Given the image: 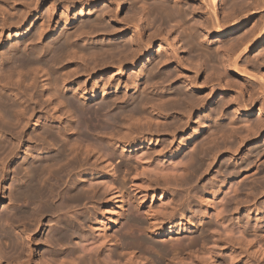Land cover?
Segmentation results:
<instances>
[{"label":"bare ground","instance_id":"1","mask_svg":"<svg viewBox=\"0 0 264 264\" xmlns=\"http://www.w3.org/2000/svg\"><path fill=\"white\" fill-rule=\"evenodd\" d=\"M4 1V0H3ZM7 1V0H6ZM12 1V0H11ZM14 1V0H13ZM13 1H12V3H13ZM19 1V4H20V8H21V12L19 11L18 12V14L17 15H19L20 13V16L17 18L16 17V19H18V21H12L11 22V24H8L9 22H7V24H8V28L9 29H11L12 27H14V26H16L15 24H14V22L15 23H21L20 21H22L23 20V22L21 23V25L19 24H17L18 26H20L19 28L20 29H23V28H25L24 26H26V24H28V23H26L27 21H28V19H29V17L32 15V14H34V12L36 13V14H39V9H40V7L41 6H46V4H47V8H46V12L47 13H45L46 15H47V17L45 18V20H46V22H44V21H42L41 19H40V26L41 27H39V32L37 31L36 32V34H32V31L29 33L30 35H29V37L26 39V43L28 42V44H25L24 45V43H23V45H24V49L25 50H27L26 51V53L28 52V54H23V53H21L20 52V50H18V48H17V54L15 55L14 53H12V54H14V56L13 55H8V56H5L4 55V53H5V51L4 52H1L0 53V55H1V60H0V62H2L3 61V59H4V62L6 61L7 63H17L18 64V66L16 65V63L14 64V65H9L10 66V68H12L13 66L15 67V65H16V67L17 68H20V70L21 69H23L24 68V66H22V65H25L26 66V64L28 65V64H31V63H34L35 62V64H34V66H33V64L31 65V66H33L35 69H37V71H38V68H36L35 66L37 65L36 64V62L38 61V58L37 57H39L38 55H41V54H43V55H50L49 57L50 58H52V57H57L58 59H59V57H61V56H63V55H65V53H69L68 55H70V56H72V55H77V54H79V55H77V56H80V55H82V56H80V57H82V59L81 60H83L84 61V59H86L85 58V56H90L91 57V59H92V62L90 63V61H89V63H87L88 61H86V60H89L90 59V57H89V59H86L85 61H86V63H84V64H81L82 66L84 65V67H82V68H84L85 69V71L84 70H82V72L84 71V75L86 76V77H89V76H92V77H94V76H96L97 74L99 75V73H105V72H107L108 74L109 73H111V77H112V75L113 76H115V77H117L118 78V80H119V84L117 85V87H115L116 89H113V91H110L109 93L108 92H105L106 94H111L112 96H111V98H109V99H107V100H103L102 102H96L95 104H94V106L92 105V107L91 106H85V105H79L77 102H79V101H71L70 102V100H69V102L71 103V105H72V107H75V111L79 114L78 115V118H79V116H80V120H84L82 123L83 124H80L81 126H83V125H86L85 124V118H86V120L91 124V125H96L97 127H99L98 126V124L97 123H95L94 121L95 120H98L100 117H103L104 116V120L103 121H105V125L104 124H102L103 125V127L102 128H110V129H112L111 131H113V132H115V130H113V129H116V130H119L120 129V127L122 126H124L123 124L121 125V126H119V129H117V127L116 126H118L119 124H121V123H123V121H125L126 122V126H125V128L127 129V128H130L131 126H133L134 127V129L135 130H137V127H136V124L138 123H142V121L143 122H150L151 120L153 121V120H155V119H150V121L148 120L152 115V113L153 112H155L154 110H156L157 112V114L158 115H160L161 116V114H163L164 112V114H166V112H167V114L168 113H170V115H173V114H175V115H179V116H181V119L182 120H180L181 122H183L184 120L186 121V122H183V123H187L188 121L190 122V119H191V117H192V115L195 113V109L198 107V105H199V107H200V105L202 106V104H203V102L205 101V100H207L208 102H210V103H212V102H214V103H216V98L218 97V92L220 91V94H219V98H218V100L217 101H219V103H217V106L215 107L214 106V108H213V106H212V109L208 112V118H209V120H207L205 123L204 122H202L203 124H205L206 126H208V123H209V121L210 120H212L213 118H215V120L216 119H220V120H226V119H228V122H230V120L229 119H232L233 117V119H234V121H232L231 120V124H232V122H233V125L234 126H232L231 128H233V129H231L230 128V132L233 130L234 132H231V136H235L234 137V141L237 139V137H240L239 139L240 140H243V142H241V141H239L238 140V142H240L239 143V145H241V143L242 144H244V143H246V142H248V141H253V140H259L260 138H261V136H262V133H261V130H262V128H264V84L263 85H261L260 83H259V85H258V83H256V81H258L259 82V79H260V81H262L263 83H264V72L262 73V74H260V73H257V72H260L259 71V69L262 67V66H264V54L261 56L262 58L261 59H258L257 58V60L256 61H254L253 59V61L251 60V55H250V53H251V51H252V49H253V47L258 43V42H261L262 44H264V0H235V2L233 3V4H231V5H234L235 4V6H233L232 7V10H230V11H233V8L234 7H236V4H240V5H238L237 7H239V6H241V9H236L235 11H233V12H228V14H224L223 16H221L220 15V11L221 10H224L223 9V5H224V3H225V1L226 0H128V2L126 3L125 1H127V0H18ZM17 0H15V2H18ZM29 1V2H28ZM230 1V0H229ZM244 3H243V2ZM9 2V1H8ZM14 2V3H15ZM189 2H192L193 4V7L191 6V8L190 7H188V5H186L187 3H189ZM11 3V4H12ZM13 3V4H14ZM140 3V8L138 9L137 7H138V4ZM1 4L3 5V3L1 2ZM5 4H7V3H5ZM9 4H10V2H9ZM129 4V9L131 10V12L129 13H126V14H124V15H122V5H124L125 7H127V5ZM212 7H211V6ZM9 7H10V5H8ZM11 6H13V5H11ZM137 6V7H136ZM8 7V8H9ZM14 7V6H13ZM16 7V6H15ZM14 7V8H15ZM208 7H211L210 9H212L211 11L210 10H208L207 8ZM8 8H7V6H6V9L8 10ZM11 8V7H10ZM205 8L209 11V12H207L206 10H205ZM13 9V8H12ZM16 9V8H15ZM0 10H1V12H0V14L2 15V17L4 16V18H2L1 20H3L1 23H4V21L6 22V16L4 15V14H6L5 12L7 11V10H5V8H3V7H1L0 8ZM61 10V12H62V14L60 15V12H59V15H58V11H60ZM10 12H14V10L13 11H10ZM9 12V13H10ZM245 12H247V13H245ZM15 13H16V11H15ZM80 13L82 14L81 15V17H80ZM241 13V15H242V13H245L244 15H243V19H241L242 17H239V14ZM26 15H27V18H26ZM40 15H42V14H40ZM59 16V18L56 20V18ZM195 16H197L198 17V21H195V20H197V19H195ZM1 17V16H0ZM6 17V18H5ZM34 17V16H33ZM40 18L42 17V16H39ZM194 17V18H193ZM193 19H195V20H193ZM56 21V26L54 25L55 22ZM248 21H252V22H254V24H252L251 26H250V28H248V29H245L246 28V26H247V23H248ZM14 24V25H13ZM30 25V24H29ZM55 26L54 27V31H53V33H52V31H51V27L52 26ZM6 26V25H5ZM17 26V27H18ZM37 26V25H36ZM36 26H32V24L30 25V27H28V31H30L31 29L32 30H34L35 28L37 29L38 28V26H39V24H38V26L36 27ZM172 26V27H171ZM27 27V26H26ZM35 27V28H34ZM1 28H2V26H1ZM1 28H0V30H1ZM41 28V29H40ZM53 28V27H52ZM4 29V28H3ZM243 29H245V31L244 32H242L241 33V35L239 36V38L238 39H235V41H230V43L229 42H226V41H228V40H232V39H230L231 37H232V35L233 34H235V33H237L239 30H243ZM27 30H24V31H26L27 32ZM12 32V31H11ZM34 33H35V31H33ZM175 32L177 33V34H175ZM205 34V37L204 36H202V34L203 33ZM38 33V34H37ZM0 34H1V32H0ZM2 35V34H1ZM1 35H0V38H1ZM25 35V34H24ZM34 35H36L37 37H35ZM50 36V35H52V38H51V41H49L47 44L46 43H44L43 45H40L41 46V48L40 47H38V46H36V44H34V42H42L43 40H44V38L46 37V36ZM82 35H86V36H92V37H94V36H96V37H98V40H97V43H100L101 41H104V40H106V38H108L109 37V39H108V41L106 42V41H104V42H102V44H100V45H98V46H93V47H88L87 45H85V44H83V43H80V42H78V40L81 38V37H84V36H82ZM27 36V35H26ZM26 36H25V38H26ZM211 36H213V38H211ZM34 37L36 38V39H34ZM51 37V36H50ZM101 38V40H100V38ZM88 38V37H87ZM91 38V37H90ZM89 38V39H90ZM93 39H95V38H93ZM97 39V38H96ZM0 40H2V39H0ZM100 40V41H99ZM215 40V41H214ZM234 40V39H233ZM216 41H218L217 43H216V45L217 46H215L214 45V43L216 42ZM95 43H96V41H94ZM225 42L226 43H229V44H225ZM232 42V43H231ZM38 44H40V43H38ZM37 44V45H38ZM183 44L185 45V47H183ZM30 47H31V50L33 49V51H34V54H30L31 52H33V51H30ZM29 51H30V53H29ZM187 52L188 53H190V55L193 57V58H197L198 59V61H193V59H191V57H188V55H187ZM6 53H8V52H6ZM16 53V52H15ZM37 55V56H36ZM67 55V54H66ZM67 55V56H68ZM189 55V56H190ZM67 56H66V58H67ZM69 57V56H68ZM49 58V59H50ZM66 58H65V60H66ZM78 59H79V57H77ZM56 60V58H53V60ZM57 59V61H55L56 62V65L60 62H62L61 61V59H60V61ZM70 59H73L74 60V58L72 57H70ZM90 59V60H91ZM256 59V58H255ZM43 60V59H42ZM47 60V59H46ZM52 60V61H53ZM62 60H63V58H62ZM80 60V59H79ZM259 60V61H258ZM59 61V62H58ZM200 61V62H199ZM58 62V63H57ZM202 62L203 63H205V64H207V66L209 67V73L208 74H206V76L204 77V79L201 81L200 80V71L202 70V71H204L203 69V65H202ZM3 63V62H2ZM52 63H54V61L52 62ZM75 63H77V62H75ZM4 64V63H3ZM49 64V63H48ZM7 66H8V64H6ZM76 65H78V64H76ZM80 65V66H81ZM8 66V67H9ZM12 66V67H11ZM20 66H22V68L20 67ZM30 66V65H29ZM28 66V67H29ZM30 66V67H31ZM79 66V67H80ZM4 67H6V66H2V64L0 63V85H1V83H2V89H1V87H0V127H2L1 129H4L5 128V131H7V129H8V127L7 126H12V124H14V116H15V114H18V113H15V111L17 112V111H19L18 109H17V106H16V103L11 99V97L10 96H7L6 95V93H3V92H5V90L4 91H2L3 89H5V88H7V87H5V85L6 86H9L10 84H8V83H11V82H9V80H13V78L16 76H14L13 77V71L11 72V70L13 69H10V70H8L7 72L4 70L5 68ZM38 67V66H37ZM41 67V66H40ZM40 67H39V69H40ZM76 67V66H75ZM75 67H73L72 68V70H74L75 72H76V70H75ZM221 67L224 69V71L223 72H220L219 73V70L221 69ZM27 68V67H26ZM78 68V67H77ZM7 69H9V68H7ZM16 69V68H15ZM35 69L34 70H32V68L30 69L31 71H33V72H35ZM46 69V68H45ZM80 70V69H79ZM78 70V71H79ZM18 71H19V69H18ZM17 70H16V72H18ZM21 71H23V70H21ZM20 71V73H22ZM26 71H29V70H26ZM45 71V70H44ZM81 71V70H80ZM222 71V70H221ZM257 71V72H256ZM16 72L14 73V74H16ZM23 72H25V71H23ZM32 72V73H33ZM40 72V71H39ZM43 72V71H42ZM73 72V71H72ZM74 72V74H76ZM20 73H19V75H20ZM47 73H48V71H47ZM70 73V72H69ZM130 73H135L136 74V76L135 77H133V79H130ZM27 74V73H26ZM37 74H38V72H36V73H34V77H33V80L35 81V78L37 77ZM40 74V73H39ZM49 74V73H48ZM73 74V73H72ZM82 74V73H81ZM259 75V77H258V75ZM18 75V74H17ZM18 75V76H19ZM222 75V76H221ZM224 75H227V76H229L230 78L229 79H227L228 77H226V82L224 83V82H222V79H220L221 77H224ZM20 76H22V74L20 75ZM42 76V75H41ZM220 76V77H219ZM32 77V75H30V77L29 78H31ZM45 77V76H44ZM49 77V76H48ZM132 77V76H131ZM235 77H236V79L238 80V81H240L239 82V84H235L234 83V79H235ZM237 77H239V78H237ZM18 79H16V80H19V77H17ZM20 78H22V77H20ZM23 78H25V77H23ZM22 78V79H23ZM56 78V77H55ZM258 79V80H257ZM16 80H14V81H16ZM27 80V79H26ZM25 80V81H26ZM31 79H29V81H30ZM58 80V79H57ZM179 80H181V83H179L178 81ZM237 80H235L236 82H238ZM5 81H8V83L6 82L5 83ZM24 81V82H25ZM18 82V81H17ZM23 81L21 82V84L23 83V84H25ZM51 82V81H50ZM49 82V83H50ZM20 83V82H19ZM31 83H33V82H31ZM35 83V82H34ZM46 83V82H45ZM44 83V84H45ZM55 83H57V82H55ZM54 83V84H55ZM121 83H123L126 87V89H125V91L126 92H122V89L120 88V85H121ZM23 84H22V87H23ZM48 84V83H47ZM182 84H184L185 86H182ZM11 85H13V84H11ZM18 85V84H17ZM25 85H27V84H25ZM33 85V84H32ZM59 85V84H58ZM168 85V87H166ZM19 86V85H18ZM34 86V85H33ZM49 86H50V84H49ZM48 86V87H49ZM10 87V86H9ZM8 87V88H9ZM14 87V86H13ZM22 87L19 89L18 87H17V89H19V90H21L22 89ZM26 87H28V86H26ZM46 87V86H45ZM52 87V86H51ZM54 87H56V85L54 86ZM263 87V89H260V88H262ZM7 88V89H8ZM12 88V87H11ZM24 88V87H23ZM53 88V87H52ZM37 89H38V87H37ZM51 89V88H50ZM55 89V88H54ZM31 90V89H30ZM46 90H48V89H46ZM57 90V89H56ZM15 91V90H14ZM22 91V90H21ZM39 91V90H38ZM52 91V90H51ZM20 92V91H19ZM36 92V91H35ZM54 92V91H53ZM56 92V91H55ZM54 92V93H55ZM81 92V91H80ZM18 93V92H17ZM16 93V94H17ZM26 93V92H25ZM24 93V94H25ZM52 93V92H51ZM231 93V94H230ZM20 94V93H19ZM45 94H50V93H48V91H47V93H45ZM56 94H58V96H59V93H56ZM81 94V93H80ZM229 94H230V96H229ZM43 95V94H42ZM41 95V96H42ZM55 95V94H54ZM52 96V97H55L53 100H55L56 99V95L55 96ZM38 96V95H37ZM40 96V95H39ZM48 96V95H47ZM46 96V97H47ZM81 96H82V98H84V99H87V100H94L92 97H89V95H87V93L86 94H81ZM227 96H229L230 98H227ZM45 97V96H44ZM51 97V98H52ZM151 97H153V98H155L156 100L158 99V100H160V101H156V100H154L153 98H152V100L150 101V98ZM13 98V97H12ZM26 98V97H25ZM34 98V97H33ZM50 98V97H49ZM50 98V99H51ZM63 98V97H62ZM40 99V98H39ZM59 101V106H60V108L61 109H65V113H64V115L65 114H67V113H70L69 115H71L72 116V114H71V110H69L68 108H65V102H63L62 100H60L59 98H57ZM226 99H228L227 101H226ZM20 100V99H19ZM48 100V99H47ZM52 100V101H53ZM75 100V99H74ZM20 101H23L22 99L20 100ZM38 101V100H37ZM51 101V102H52ZM62 101V102H61ZM68 101V100H67ZM155 101H156V103H155ZM226 101V102H225ZM25 102V101H24ZM45 102V101H44ZM47 102V101H46ZM152 102H154V106H158L157 108H160L159 109V111L157 110V109H155V108H153L154 110H152V113L150 114L149 113V111H148V113L151 115V116H149V118L147 119V120H144V119H146L147 118V116H144L143 114L144 113H146L145 111L147 110V109H145V108H147L148 107V105L150 104V106L153 104ZM53 103H54V101H53ZM79 103H81V102H79ZM49 104V103H48ZM156 104V105H155ZM213 104V103H212ZM17 105H18V102H17ZM21 105V104H20ZM19 105V106H20ZM43 105V104H42ZM70 104H68V106H69ZM210 105V104H209ZM214 105H216V104H214ZM251 105V106H250ZM259 106L260 105V108L258 109L259 110V113H258V117H257V119H256V122L255 121H253L254 122V124H253V122H251L252 123V125H254V126H252L251 125V123H248V124H250V125H246V123H245V125L243 124V126H246V127H244V128H246V133H244L245 135H242V136H245L244 138L245 139H243L242 138V136H240L242 133V131H237V129L238 128H240L239 126H238V124H240V121H239V123H238V120L237 119H240V117H237V115H240V114H248V113H251L252 111H254L253 109H252V106ZM22 106V105H21ZM23 106H24V104H23ZM68 106H66V107H68ZM153 106V107H154ZM228 107V108H230V107H232L233 108V110H234V113H232V115L233 114H235V116H231V113L230 112H232V111H230L229 113V118H228V116L226 117V113L228 112V111H226L225 110V107ZM56 107V106H55ZM22 108H24V107H22ZM59 108V109H60ZM149 108V107H148ZM209 108V107H208ZM211 108V107H210ZM231 108V109H232ZM151 109V108H150ZM149 109V110H150ZM227 109V108H226ZM62 110V111H63ZM161 110V111H160ZM21 112H22V110H20ZM151 111V110H150ZM27 112V111H26ZM73 113V112H72ZM20 114H22V113H20ZM25 114V113H24ZM62 114V113H61ZM74 114H76L75 112H74ZM163 114V115H164ZM23 115V114H22ZM142 115L144 116V118H143V120L141 119L142 118ZM147 115V114H146ZM158 115H157V117H158ZM17 117H18V115H16ZM51 116V115H50ZM49 116V117H50ZM60 116V115H59ZM141 116V118H139L140 120H142V121H139V122H137L139 119H138V117H140ZM160 116L158 117V118H160ZM165 116V115H164ZM207 116H206V119H207ZM230 116L232 117V118H230ZM17 117H16V119H17ZM146 117V118H145ZM154 117V116H153ZM173 117H174V115H173ZM176 117V116H175ZM14 118V119H13ZM60 118V117H59ZM73 118V117H72ZM157 118V123H158V125H159V127L161 126V128L162 127H164V126H162V123H163V121H165V119L164 120H162V123H160L159 124V120L160 119H158ZM167 118V117H166ZM19 119V118H18ZM22 119V118H21ZM26 119V118H25ZM131 119H134L135 121H130ZM171 119V118H170ZM172 119H174V118H172ZM179 119H180V117H179ZM184 119V120H183ZM14 120V121H13ZM20 120V119H19ZM52 120V119H51ZM59 120V119H58ZM167 120H169V119H167ZM166 120V121H167ZM175 120V119H174ZM173 120V122L172 123H175V122H177V121H174ZM177 120V119H176ZM215 120H213V121H215ZM242 120V119H241ZM75 121V120H74ZM99 121V120H98ZM169 121H171V120H169ZM18 122V121H17ZM21 122V121H20ZM160 122H161V120H160ZM217 122H219V121H217ZM243 122V121H242ZM27 123V122H26ZM95 123V124H94ZM136 123V124H135ZM151 124H152V122H150ZM153 123H155V122H153ZM166 123V122H165ZM164 123V124H165ZM214 123V124H213ZM212 123V125H214V127H215V122H213ZM236 123H238L237 125H236ZM16 124V123H15ZM19 124H21V123H19ZM23 124V123H22ZM28 124V123H27ZM72 124V123H71ZM70 124V125H71ZM137 124V125H138ZM149 124V123H148ZM150 124V125H151ZM178 124H181V125H178ZM230 124V125H231ZM25 125V124H24ZM69 125V124H68ZM141 125V124H140ZM165 125H168L167 123L165 124ZM174 125V124H173ZM175 125H178L179 126V128L183 125V127H182V129L186 126H184V124H182V123H175ZM202 125V124H201ZM72 126V125H71ZM76 126V125H75ZM74 126V127H75ZM77 126H78V124H77ZM95 126V127H96ZM115 126V127H114ZM177 126V127H178ZM204 126V125H203ZM210 126H211V124H210ZM224 126V125H223ZM236 126H237V128H236ZM242 126V127H243ZM17 127H19V126H17ZM20 127H24V126H20ZM67 127V126H66ZM73 127V126H72ZM72 127H68L69 129H70V131L73 129ZM112 127V128H111ZM114 127V128H113ZM122 127H121V129H122ZM139 127V126H138ZM141 127H143V124L141 125ZM154 127V126H153ZM153 127L151 128V126H150V129H152L153 130ZM155 127H156V125H155ZM165 127H167V126H165ZM164 127V128H165ZM169 127V126H168ZM168 127H167V129H166V132L168 133H172L174 130L176 131V129H175V127H172V129H171V132H170V130H168ZM176 127V128H177ZM187 127V126H186ZM213 127V128H214ZM228 127V126H227ZM242 127H241V129H242ZM89 128V127H88ZM91 128V127H90ZM124 128V127H123ZM124 128V129H125ZM144 128V127H143ZM143 128L141 129V130H139V132L140 131H143ZM157 128H158V126H157ZM160 128V129H161ZM164 128L163 129H161V130H159L161 133H162V130H164ZM178 128V129H179ZM207 128V127H206ZM210 128V127H209ZM212 128V127H211ZM212 128V129H213ZM217 128H218V126H217ZM229 128V127H228ZM227 128V129H228ZM12 129V128H11ZM60 129V128H59ZM79 129V128H78ZM92 129H93V127H92ZM91 129V130H92ZM96 129V132H98L99 130L101 131V129H98V128H95ZM98 129V130H97ZM110 129H108L109 130V133H108V136L109 135H111V133L113 134V135H115L116 134V132L115 133H113V132H111L110 131ZM123 129V130H124ZM124 130V131H126L127 132V130L128 131H132V135L133 134H135V136H136V134H138L139 135V133L138 132H134V130H129V129H127V130ZM138 129H140V128H138ZM215 129H216V127H215ZM219 129H221V127L219 128ZM218 129V130H219ZM222 129L224 130V128L222 127ZM42 130H43V132H45V134L42 132ZM41 131H38L37 132V134L39 135H41V133H43L44 135H46V138H49V136L48 135H50L51 137H53V135H51L53 132L52 131H49V128L47 129V127L45 128L44 127V129H42ZM53 130V129H52ZM145 131H146V129H144ZM158 130V129H157ZM157 130H155V131H157ZM168 130V131H167ZM207 130V129H206ZM223 130H221V132L223 131ZM225 130H226V128H225ZM225 130H224V133H222L221 135H222V137L223 136H226V142H229V141H227V137H228V135L229 134H226V132H225ZM239 130V129H238ZM4 131V132H5ZM14 131V130H13ZM37 131V130H36ZM35 131V132H36ZM66 131V130H65ZM69 131V130H68ZM69 131V132H70ZM89 131H90V129H89ZM103 131H104V129H103ZM154 131V130H153ZM152 131V133H154ZM165 131V130H164ZM163 131V132H164ZM174 131V132H175ZM215 132H216V130H214ZM213 131V132H214ZM245 131V129L243 130V132ZM21 132V131H20ZM51 132V133H50ZM82 132H84V131H82ZM95 132V133H96ZM111 132V133H110ZM118 132V131H117ZM119 132H120V130H119ZM121 132H123V131H121ZM125 132V134H128V133H130V132H127L126 133ZM134 132V133H133ZM144 132V131H143ZM173 132V133H174ZM219 132H220V130H219ZM228 132H229V129H228ZM227 132V133H228ZM11 133V132H10ZM145 133V132H144ZM144 133H140V134H144ZM165 133V132H164ZM205 133H206V131H205ZM233 133H234V135H233ZM12 134V133H11ZM36 134V137L38 136ZM88 134V133H87ZM97 134V133H96ZM99 134V133H98ZM121 134V136H123L122 135V133H120ZM123 134H124V132H123ZM125 134H124V136H125ZM131 134V133H130ZM126 135L125 137L123 136V138L121 139L120 137L121 136H119V134H117L118 136L117 137H119V138H117L116 137V135H115V137L113 136V135H111V136H113L114 138H116V139H121V140H124V141H134L135 142V136H132V135ZM156 134V133H155ZM158 134H159V132H158ZM176 134V133H175ZM207 134V133H206ZM217 133H215V136L216 137H218V135H216ZM226 134V135H225ZM44 135H42V137L44 138L45 136ZM83 135H84V133H83ZM105 135H107V134H105ZM137 135V136H138ZM146 135V134H145ZM177 135V134H176ZM211 135V134H210ZM259 135V137H256V136H258ZM48 136V137H47ZM85 136H86V133H85ZM99 136H100V134H99ZM150 136V135H149ZM151 136H152V134H151ZM164 136V135H163ZM170 136H172V135H170ZM169 136V137H170ZM205 136V135H204ZM203 136V137H204ZM208 136V135H207ZM230 135H229V137H231ZM247 136V137H246ZM249 136V137H248ZM41 137V138H42ZM50 137V138H51ZM55 137V136H54ZM84 137V136H83ZM82 137V138H83ZM87 137V140H88V135L86 136ZM86 137H84V139L86 138ZM98 137V136H97ZM101 137V136H100ZM110 137V136H109ZM108 137V138H109ZM168 137V138H169ZM173 137V136H172ZM203 137H201V140H203V142L205 141V139L203 138ZM211 137H214V134H213V136H211ZM211 137H207V140H206V142H207V144H208V142L209 141H211V140H209L208 141V139H210ZM215 137V138H216ZM221 137V136H220ZM229 137H228V139H229ZM18 138V137H17ZM16 138V139H17ZM38 138V137H37ZM41 138H40V140H41ZM45 138V139H46ZM49 138V139H50ZM103 139L104 138H107V137H102ZM112 137H110L109 139H111ZM114 138H112V140H110V142H109V139H108V141H106V140H104V141H106L107 143L109 142V143H113V142H111V141H114L113 139ZM139 138V137H138ZM141 138V137H140ZM167 138V139H168ZM189 138V137H188ZM214 138V139H215ZM236 138V139H235ZM48 139V140H49ZM52 139V138H51ZM54 139V138H53ZM83 139V140H84ZM100 139V138H99ZM103 139H100L101 141V143H103L102 144V147L101 148H107V143H106V146H105V143H104V141H103ZM115 139V140H116ZM220 139V138H219ZM219 139H217V140H219ZM138 140V139H137ZM154 140V139H153ZM170 140V139H169ZM224 140H225V138H224ZM224 140H223V142H224ZM232 140V139H231ZM16 141V140H15ZM55 141V140H54ZM59 141V140H58ZM67 141H69L67 138H66V140H65V142H67ZM117 141V140H116ZM115 141V142H116ZM120 141V140H119ZM164 141V140H163ZM215 141V140H214ZM45 142V141H44ZM49 142V141H48ZM114 142V143H115ZM141 142V141H140ZM145 142V141H144ZM149 142V141H148ZM152 142V141H151ZM165 142V141H164ZM162 142L163 143V145L164 146H166L165 144H167L168 143V141L167 142ZM171 142H173V140L171 141ZM193 142V141H192ZM206 142H204L203 144H201L200 145V143H198V141H197V143H198V145H197V143L196 142H194V144H192L191 145V147H193V150H191V151H188L190 154H188L189 156L186 158V156L187 155H185L184 154V151L183 150H181V148L183 147V145H181V147L179 148V150H178V152H177V156H182L183 157V159L182 158H180V157H178L179 159V163L178 162H176V160L174 159V162H172V163H174V164H171V160L170 161H166V162H164L163 160L161 161V162H159L158 161V164H157V162L155 163V165H152V164H154V163H151V162H153V161H151V157H152V155L151 154H153L154 155V152H156L157 154H160V157H162L163 159L166 157V153H163V154H161L162 153V150H163V148H164V146L162 145V149H161V147L159 146V149H161V150H157V151H155L158 147H156V148H153L152 146V148H148V149H144V151L143 152H141L142 154L141 155H139L140 154V152H138V154H137V156L139 155L140 157H138V158H140V160H141V162H144V160L146 159V157L148 158V159H146L145 160V162H146V168L144 169L145 170V174H143V175H145V177L147 178V177H150L151 175V180H150V182H153V181H155V180H157L158 178H159V180H161L160 178H161V176L162 177H166L167 176V179H169L168 178V175H170V173L172 172V171H174L175 172V168L178 166V168L179 169H181V171H183L182 173H183V175H180L181 177L182 176H184V177H186L185 175L189 172H193V173H195V172H198V171H207V170H205V169H201V170H199L200 169V167L202 166V163L204 162V161H206L205 159H207L208 157H209V155H208V157H207V154H213V152H210L209 153V148H207L206 146H204L205 145V143ZM216 143V145H217V141H215ZM220 142V141H219ZM233 142V141H232ZM232 142H230V143H232ZM236 142V141H235ZM7 143V142H6ZM53 143H56V142H52V144ZM70 143V145L71 144H75L76 142L74 141V142H69ZM69 143H68V145L67 146H70L69 145ZM77 143H79V142H77ZM76 143V144H77ZM195 143H196V145H195ZM211 144L212 143H214V142H210ZM209 143V144H210ZM43 144V143H42ZM50 144V143H49ZM49 144H47V145H49ZM60 144V143H59ZM88 144V143H87ZM86 144V145H87ZM116 144V143H115ZM122 144H124V143H122ZM129 144H130V142H129ZM153 144H154V142H153ZM161 144V143H160ZM185 144V143H184ZM210 144V145H211ZM224 144H225V142H224ZM5 144L3 143V144H0V149L2 150V149H4L6 146H4ZM13 145V144H12ZM63 146H66V143H65V145H64V141H63V144H62ZM80 145V144H79ZM79 145H77L76 146V148L79 146ZM82 145V144H81ZM80 145V146H81ZM88 145H90L91 146V144L89 143ZM113 145V144H112ZM121 145V144H120ZM125 145V144H124ZM142 145V144H141ZM194 145V146H193ZM219 145V144H218ZM223 145V144H222ZM7 146H9V145H7ZM54 146H55V144H54ZM63 146H62V148H63ZM105 146V147H104ZM122 146V145H121ZM120 146V147H121ZM138 146H140V145H138ZM147 146H148V144H147ZM213 146H214V144H213ZM10 148H11V145L9 146ZM58 147V146H57ZM61 147V146H60ZM59 147V148H60ZM72 147L73 146H71V148H69V147H67V148H65L64 147V149H62V150H60V151H58L57 153H54V151L52 152V154H50V153H48V154H45L44 153V155H42L41 157H39V158H33L30 162L31 163H29V164H22V165H20V167H18L17 168V170H16V174H17V176H18V178H19V184H17L16 186H13V188H14V190L12 191V194H11V192L9 193L8 192V190H9V188H8V190H7V193H9L10 195H11V199H12V201H13V203L15 204H17L15 207H14V209L11 211V212H5V213H3L2 214V216H1V218H0V241H1V243H2V241H4V243H5V245H7L8 244V247L7 248H9L10 247V249H12L11 251H13V249L15 250V251H17V256H15L16 257V259L17 260H15V261H13L12 263H10V264H44V262H45V260L43 261V263H42V257H43V255L40 253V251L42 252V248L44 247V246H48L50 249H52V248H54V245L57 247V245H60V248H61V246H63V247H65V249L68 251V256L71 254L72 255V257H74V256H77V254H78V256H79V260H81V258H80V255H81V253H82V260L81 261H88V264H89V262H90V260H89V258L90 259H92L94 256H100L99 254H100V250H98V248L101 246L102 247V243H99L100 245L98 246V244H96V245H94V243H98V242H101V241H103L102 239H100V238H98V239H94V238H92V240H91V238H89V237H92V234L93 233H89L90 234V236L89 237H86V238H81V239H83V240H85V243H84V241H83V243H82V245L80 246V247H78L79 245H77L76 246V244L77 243H75V245H73V243H74V241L76 242V239L78 240L79 239V237H83V235L82 236H80L81 234H83V233H81L80 234V231L82 230H80V227L82 228V224H86L87 222L86 221H88V215H86V214H84V212L82 211V213H78V210H77V213L75 212V213H73V207H75L76 208V206H77V208H78V205H79V207H81V203H83V201H85V199H86V197L84 196V194L83 193H85L84 192V189L83 188H87V186H91V185H93L94 184V182H90V184L87 182V186L85 185V187H84V185H83V187L81 188H77V185L76 184H74L73 186L71 185L70 186V188L69 189H67V191H65L63 194H61L60 193V190H59V185L60 184H58L57 182H54V181H52L51 179H50V175L49 174H57V175H59V177L61 176L60 174H61V171H60V173L59 172H57L58 170H55V167L57 166V165H60L61 163H62V161H65V162H67L68 161V158L69 157H72V158H75L76 159V157H73V155L72 154H70L71 156H69L68 157V155H69V153L67 152V151H71L72 150ZM75 147V146H74ZM88 147V146H87ZM92 147V146H91ZM91 147H89V148H86L87 150H90V148ZM98 147V148H97ZM206 147V148H205ZM210 147H212V145L210 146ZM215 147V146H214ZM213 147V148H214ZM216 147H218V146H216ZM14 148V147H13ZM50 148H52V147H50ZM80 150L82 149V146H81V148L80 147H78ZM85 148V147H84ZM95 148V150H97V152L99 151V150H101L100 149V144L98 145V146H96V147H94ZM112 148V147H111ZM122 148H123V146H122ZM131 148V147H130ZM167 148H169V147H167ZM212 148V150H210V151H213L214 149ZM219 148V147H218ZM234 148H236V147H234ZM61 149V148H60ZM69 149V150H68ZM74 149V148H73ZM86 149H84L85 151H87ZM108 149V148H107ZM107 149H105V150H107ZM127 149V148H126ZM155 149V150H154ZM166 148H164V150H165ZM184 149V148H183ZM217 149V148H216ZM214 150V152L216 151L217 152V150ZM229 149V148H228ZM53 150V149H52ZM80 150H77L78 152L80 151ZM94 150V149H93ZM92 149H91V153H92V151H93ZM104 150V151H105ZM123 150V149H122ZM128 150V149H127ZM164 150H163V152H164ZM170 150V149H169ZM172 150V149H171ZM186 150H189V149H186ZM220 150V149H219ZM219 150H218V152H219ZM236 150V149H235ZM238 150V149H237ZM236 150V151H237ZM4 151V150H3ZM11 151H13V149L12 150H10V151H8V152H11ZM15 151V150H14ZM74 151H76V149L74 150ZM82 151V150H81ZM124 151V150H123ZM168 151V150H167ZM166 151V152H167ZM8 152L6 153L7 155H6V157L9 155L8 154ZM17 152V151H16ZM15 152V153H16ZM83 153H84V151H82ZM81 152V153H82ZM90 152V151H89ZM96 152V151H95ZM94 152V153H95ZM108 152V151H107ZM126 152V151H125ZM124 152V153H125ZM249 152H251V154L249 153V158L248 159H246L245 161H243L242 163H241V161H240V163L241 164H245V166H247V167H245L243 170H241V168H243L242 166H240L241 168H239L240 170H241V172H242V174H243V176L245 175V174H247V175H249V173L250 174H253L252 173V171H254L255 169H256V167L258 166V163L259 162H261L262 160L264 161V146L262 147V148H255V150L253 151V150H251V151H249ZM4 153V152H3ZM71 153H72V151H71ZM82 153V154H83ZM90 153V154H91ZM99 153H101L100 151L98 152V154ZM103 153V152H102ZM155 153V154H156ZM12 154V152L10 153V155ZM85 154H86V152H85ZM87 154H89V153H87ZM97 154V155H98ZM127 154V153H126ZM168 154V153H167ZM184 154V155H183ZM248 154V153H247ZM13 155V154H12ZM77 155H78V159L76 160V161H78V160H80V158H79V156H80V153H77ZM76 155V156H77ZM95 155V156H94ZM94 155H92V156H94L95 157V159H96V153L94 154ZM103 155V154H102ZM214 155V154H213ZM211 156V159H212V157H214V156H216V155H214V156ZM83 156V155H82ZM86 156V155H85ZM90 156V155H89ZM98 156H100V155H98ZM104 156V155H103ZM87 157H88V155H87ZM144 157V158H143ZM156 157V156H155ZM169 157V156H168ZM217 157V156H216ZM251 157H255L257 160L256 161H254L253 163H251V161L252 160H250L251 159ZM9 158H10V156H9ZM7 159V158H4V161H1L0 162V172H2V175L4 174V171L6 170V165H7V163L9 162V160L10 159ZM72 158H70L71 160H73ZM84 158V157H83ZM92 158V157H91ZM99 158V157H98ZM100 158H101V156H100ZM98 159V160H101V159ZM154 158V157H153ZM161 158V159H162ZM175 158H176V156H175ZM2 159V158H1ZM74 159V160H75ZM82 159V158H81ZM89 159H90V157H89ZM170 159V158H169ZM177 159V158H176ZM210 157H209V160L207 159V161H208V163H210ZM214 159V158H213ZM213 159H212V162H213ZM70 160V161H71ZM103 160H104V158H103ZM143 160V161H142ZM152 160H154V159H152ZM168 160V159H167ZM215 160V159H214ZM242 160V159H241ZM254 160V159H253ZM69 161V162H70ZM84 161V160H83ZM64 162V163H65ZM95 163H96V161H94ZM97 162H99V161H97ZM106 162V161H105ZM105 162H103V163H105ZM144 162V163H145ZM170 162V163H169ZM239 162V161H238ZM64 163H62V164H64ZM68 163V162H67ZM73 162L71 161V163H69L68 165L70 166V164H72ZM161 163V164H160ZM204 163H206V162H204ZM239 163V164H240ZM61 164V165H62ZM94 164V163H93ZM97 164V163H96ZM95 164V165H96ZM101 164V163H100ZM159 164H160V166H159ZM213 164V163H212ZM224 164V166H225V168L227 167H229L228 166V163L227 164H225V163H223ZM260 165L259 166H261V163H259ZM262 164H263V162H262ZM77 165V164H76ZM79 165V164H78ZM98 165V164H97ZM105 166H106V164H104ZM103 165V166H104ZM145 165V164H144ZM210 165H211V163H210ZM227 165V166H226ZM63 166V165H62ZM72 166H73V164H72ZM152 166H156V167H152ZM204 166V165H203ZM206 166V165H205ZM59 167V166H58ZM57 167V168H58ZM64 167V166H63ZM67 166H65V168H66ZM71 167V166H70ZM75 167V166H74ZM92 167V166H91ZM94 167H97V166H94ZM174 169H173V168ZM72 168V167H71ZM98 168H100V167H98ZM104 168H107V166L106 167H104ZM178 168H177V170L176 171H179V173L181 174V171L180 170H178ZM207 168H210V166L208 167L207 166ZM226 168V169H227ZM237 168V169H238ZM258 168H260V167H258ZM257 168V169H258ZM62 169V168H61ZM88 169V168H87ZM226 169H224V170H226ZM230 168H228V170H229ZM236 169V171L238 172V170ZM63 170V169H62ZM65 170V169H64ZM63 170V171H64ZM102 170H103V168H102ZM105 170V169H104ZM104 170L102 171V172H104ZM223 169L221 170V171H224ZM228 170H226V171H228ZM66 171V170H65ZM105 171H107L108 172V170L106 169ZM147 171H151V175L147 172ZM231 170H229L228 172H230ZM260 171H261V169H260ZM262 171H264V170H262ZM6 172V171H5ZM67 172V171H66ZM70 172V171H69ZM87 172V171H86ZM109 172H110V170H109ZM154 174H153V173ZM168 172H170L169 174H168ZM173 172V173H174ZM191 172V173H192ZM236 172V173H237ZM256 172H257V170H256ZM91 173V172H90ZM191 173H190V176H191ZM199 174H200V172H198ZM197 173V174H198ZM203 173V172H202ZM224 173V172H223ZM223 173H221V174H223ZM226 173V172H225ZM224 173V174H225ZM235 173V172H234ZM259 173V172H258ZM105 174V173H104ZM109 174V173H108ZM159 174L161 175V174H164L165 176H163V175H161L160 177H156L155 175H158L159 176ZM167 174V175H166ZM172 174V173H171ZM175 174H176V172H175ZM196 174V173H195ZM194 174V175H195ZM198 174V175H199ZM204 174V173H203ZM202 174V175H203ZM228 174V173H227ZM226 174V175H227ZM230 174V173H229ZM238 174V173H237ZM1 175V176H2ZM49 175V176H48ZM53 175V176H54ZM56 175V176H57ZM97 175H99V174H97ZM148 175H150V176H148ZM156 177V179H152V177H154V176ZM188 175V174H187ZM201 175V174H200ZM247 175H245L246 177H248ZM0 176V177H1ZM84 176V175H83ZM180 176H179V178H180ZM189 176V177H190ZM238 176V175H237ZM251 176V175H250ZM263 176H264V174H263ZM262 176V177H263ZM95 177V176H94ZM144 177V178H145ZM171 177V176H170ZM183 177V178H184ZM188 177V178H189ZM224 177V176H223ZM242 177V176H241ZM3 178V180H5L6 181V177H2ZM61 178V177H60ZM85 178V177H84ZM149 178V179H150ZM172 178V177H171ZM239 178V177H238ZM261 179V181H262V186H263V184H264V178L262 179L261 178V176L260 177H258L257 178V180L258 179ZM167 179H166V181H167ZM217 179H218V177H217ZM222 179V177L220 178V180ZM255 179V178H254ZM259 179V180H260ZM54 180V179H53ZM79 181H81L80 179H78ZM82 180H84V179H82ZM145 180V179H144ZM183 180H185V178L183 179ZM186 180H188V179H186ZM185 180V181H186ZM191 180H192V177H191ZM244 180V179H243ZM247 180V179H246ZM257 180H255L254 182H256ZM258 180V181H259ZM78 181V182H79ZM100 181V180H99ZM99 181H98V183H97V185H95V187L96 186H99L100 185V183H99ZM149 181V180H148ZM158 181V180H157ZM157 181H155L154 183H156V185H154V186H158V183H162V181H163V179H162V181L160 182H157ZM215 181V180H214ZM214 181H213V183H214ZM257 181V182H258ZM261 181H259L260 182V184H261ZM83 182V181H82ZM145 182H146V180H145ZM168 182V181H167ZM187 182V181H186ZM243 182V181H242ZM242 182H240V184L242 185L243 183L244 184H246L245 183V181L242 183ZM255 183L254 185H256V184H258V186L260 185L259 184V182L258 183ZM86 183V182H85ZM93 183V184H92ZM164 183V182H163ZM188 183V182H187ZM249 184H247V185H249L248 187H250L251 185H250V183L251 182H248ZM70 184V183H69ZM80 184H81V182H80ZM101 184L102 185H104L103 184V182H101ZM168 184V183H167ZM219 184H220V181H219ZM239 184V185H240ZM7 185V184H6ZM94 185L93 186H91V189H92V187H94ZM106 185V184H105ZM105 185L101 188V189H97L98 190V194L99 195H103V193L104 192H106V191H103L104 190V188H106L105 187ZM146 185H148V186H146V190L147 191H149V189L151 188V186L153 185H149V184H146ZM160 185V184H159ZM162 185V184H161ZM222 185V184H221ZM240 185V186H241ZM252 185H253V182H252ZM5 186V185H4ZM82 186V185H81ZM142 186V188H143V190H144V186L145 185H141ZM154 186H152V188L154 187ZM165 186V185H164ZM169 186V185H168ZM167 186V187H168ZM237 186V187H236ZM236 186H234V190H237V189H239V187H238V184L236 185ZM244 186V185H243ZM257 186V187H258ZM8 187V186H7ZM79 187V186H78ZM89 187H88V189H89ZM217 187H219V185L217 186V184L215 183V184H213L212 185V188L215 190V188H217ZM236 187V188H235ZM242 187V186H241ZM253 187H256V186H253ZM256 187V189H254L253 188V190H259L258 188ZM12 188V189H13ZM97 188V187H96ZM108 188V187H107ZM160 188H162V187H160ZM221 188V187H220ZM220 188H218L217 190L220 192L221 190H222V188L220 189ZM243 188L244 187H242V190H239L240 192L241 191H243ZM262 189L264 188V187H261ZM5 189V188H4ZM4 189H2V191H1V199H3V198H5L6 197V194L7 193H4ZM61 189V188H60ZM63 189H65V188H63ZM82 189H83V191H82ZM94 189V188H93ZM93 189H92V193L94 192L95 193V195L97 194L95 191H93ZM166 189V188H165ZM241 189V188H240ZM246 189H247V186H246ZM251 189H252V187H251ZM250 189V190H251ZM66 190V189H65ZM87 190V189H86ZM85 190V191H86ZM99 190H100V193H101V191H102V193L100 194L99 193ZM105 190H107V189H105ZM216 190V191H217ZM253 190H251V192L250 193H254L253 195L255 196L256 194H259V193H261V189H260V192H258V193H256V192H253ZM88 192H90V189L89 190H87ZM215 191V192H216ZM238 191V192H239ZM264 191V190H263ZM263 191H262V193H263ZM62 192V191H61ZM154 192V191H153ZM204 192V191H203ZM207 192V191H206ZM209 192V191H208ZM212 192H214L213 190H212ZM236 191H234V193H235ZM94 193H93V196H94ZM107 193V192H106ZM105 193V194H106ZM145 193H146V191H145ZM150 193V192H149ZM217 193V192H216ZM215 193V194H216ZM91 194V193H90ZM97 194V195H98ZM218 194V193H217ZM236 194L238 195V193L236 192ZM236 194H235V196L234 197H236V198H240V196H236ZM249 194V193H248ZM252 194H251V196H252ZM8 195V194H7ZM9 195V196H10ZM86 195V194H85ZM124 195V194H123ZM154 195V194H153ZM246 195H247V193H246ZM259 195H261V194H259ZM104 196V195H103ZM121 196V195H120ZM218 196V195H217ZM243 196V195H242ZM8 197V196H7ZM97 197H100V196H95V199L97 198ZM102 197V196H101ZM153 197V196H152ZM173 197V196H172ZM228 197V196H227ZM227 197H225V198H227ZM203 198H205L204 196H203ZM231 199V197H228V199ZM242 199H243V197H241ZM240 198V200H241V202H244V201H246V199H241ZM173 199V198H172ZM238 199H233V201L235 200V202H236V200H238ZM88 200V199H87ZM188 200V199H187ZM209 200V199H208ZM240 200H238L237 202L239 203V201ZM168 201V200H167ZM170 202L172 201V200H169ZM175 200L173 199V202H174ZM190 200H188L187 202H189ZM201 201V200H200ZM207 201V200H206ZM226 201V204L227 205H229V203H230V201L229 200H225ZM227 201H229L228 203H227ZM231 201H232V199H231ZM173 202H171V207H172V203ZM202 202V201H201ZM204 202V201H203ZM210 202H212V201H210ZM210 202H208L207 204L209 205V206H211L212 204L210 203ZM221 202V201H220ZM235 202H232L233 204L235 203ZM236 202V203H237ZM240 202V203H241ZM248 202V201H247ZM246 202V203H247ZM175 203V202H174ZM173 203V204H174ZM177 203V202H176ZM222 203V202H221ZM231 203V204H232ZM240 203H239V205H240ZM146 204V203H145ZM183 204V203H182ZM226 204H224V202H223V204H220L221 206H223V205H226ZM242 204V203H241ZM244 204V203H243ZM247 204H249V203H247ZM142 205V204H141ZM147 205V204H146ZM148 205H150V204H148ZM162 205H164V204H162ZM162 205H160V206H162ZM170 205H166V208L168 207V206H170ZM176 204H174V206H175ZM178 205V204H177ZM176 205V206H177ZM186 205V204H185ZM185 205H183V206H185ZM188 205V204H187ZM186 205V206H187ZM190 205H191V203H190ZM213 205H214V203H213ZM236 206L235 207H237V204H235ZM238 205V206H239ZM257 205V204H256ZM154 206V205H153ZM173 206V207H174ZM230 206V205H229ZM258 206H261L260 204L258 205ZM264 206V205H263ZM148 207H152L151 205L150 206H148ZM145 208V209H150V208ZM212 207V206H211ZM233 207V206H232ZM235 207H234V209H235ZM244 207V206H243ZM122 208V207H121ZM164 208V207H163ZM176 208H178V207H176ZM187 208V207H186ZM189 208V207H188ZM191 208V207H190ZM199 208V207H198ZM227 208V207H226ZM226 208H224V209H226ZM247 208V207H246ZM71 209H72V213H71ZM131 210V207H129L128 208V210ZM132 209H133V207H132ZM152 210H154L153 209V207L151 208ZM169 209V208H168ZM166 210V209H158V210H156L157 212L159 211V212H161V211H166V214H164L163 215V213H165V211L162 213H159L161 216H163V217H167V216H171L170 214L171 213H174V210H173V212L172 211H170V210ZM173 209H175V207L173 208ZM202 209V208H201ZM200 209V210H201ZM223 209V208H222ZM228 209V208H227ZM230 209V208H229ZM245 209V208H244ZM248 209V208H247ZM81 210V209H80ZM129 210V211H130ZM221 210V209H220ZM235 210H237V212H238V210L239 209H235ZM123 211V210H122ZM132 211H134V212H136L135 211V209H133ZM149 211H151V210H149ZM148 211V212H149ZM167 211H169V212H171V213H169V215H168V213H167ZM196 211V210H195ZM202 211H204V210H202ZM208 211V210H207ZM206 211V212H207ZM253 211H255V210H253ZM258 211H261L260 209L258 210ZM80 212V211H79ZM124 212V211H123ZM198 212H199V210H198ZM205 212V213H206ZM246 212V211H245ZM243 213L244 214V217L245 216H247V217H249L250 216V214H249V212H248V214H249V216H248V214L247 213ZM125 213V212H124ZM150 214L152 213V212H149ZM154 213V212H153ZM152 213V214H153ZM196 213V212H195ZM200 213V212H199ZM209 213V212H208ZM262 213H263V216L261 217H258V219L256 220V221H258V222H256V223H258V225H260V226H264V210H262ZM261 213V214H262ZM137 214V213H136ZM156 214V213H155ZM159 214H157V219H156V217H155V220H158L160 217H158V215ZM194 214V213H193ZM198 214V213H197ZM196 214V215H197ZM239 214V213H238ZM245 214H247V215H245ZM256 214H257V211H256ZM126 215V214H125ZM138 215V214H137ZM154 215V214H153ZM153 215H152V217H153ZM166 215V216H165ZM176 215V214H175ZM184 215V214H183ZM195 214H194V216H196ZM203 214H201V216H202ZM209 215V214H208ZM221 215H223V214H221V212H218V214H217V217L218 216H221ZM92 216V215H91ZM90 216V217H91ZM132 217L134 216V215H131ZM156 216V215H155ZM185 216V215H184ZM183 216V217H184ZM194 216H192V217H194ZM206 217H207V215H205ZM238 216V215H237ZM243 216V215H242ZM46 217H53L54 218V223H53V225H51V227L49 228V230L47 231L48 233H47V235H45V237H43V235H42V232H43V230L45 229V224H44V222H45V218ZM89 217V218H90ZM122 217H124V216H122ZM126 217V216H125ZM141 217V216H140ZM172 217V216H171ZM174 217V216H173ZM182 217V216H181ZM186 217H187V215H186ZM192 217H190L191 219L190 220H192ZM197 217V216H196ZM209 217V216H208ZM128 218H130V216H129V214H128ZM128 218H125L126 220L128 219ZM135 217H133V219H134ZM189 217H187V219H188ZM210 218V217H209ZM239 218V217H238ZM252 219L254 218L253 216L251 217ZM256 218H257V216H256ZM91 219V218H90ZM123 220V221H126V220ZM141 220H142V218H140ZM140 219H137L138 220V222H139V220ZM151 219V218H150ZM154 219V218H153ZM196 219V218H195ZM201 219V218H200ZM222 219V218H221ZM119 220V219H118ZM135 220H136V218H135ZM155 220H153V222H155L156 223V225H157V223L159 224V222H156ZM161 220V219H160ZM171 220V219H170ZM184 220V219H183ZM190 220H188L189 222H190ZM207 220V219H206ZM211 220V219H210ZM247 220V223L249 224L250 222H248V219H246ZM250 220V219H249ZM132 221V222H131ZM130 222L131 223H133L134 222V220H131ZM166 221V220H165ZM193 221V220H192ZM203 221H205V220H203ZM212 221V220H211ZM211 221H210V223H211ZM252 221H254V220H252ZM89 222V221H88ZM127 222V221H126ZM125 222V223H126ZM136 222V221H135ZM137 222V223H138ZM188 222V224H190ZM199 222V221H198ZM197 222V223H198ZM202 221L200 220V222L199 223H201ZM240 222V221H239ZM246 222V221H245ZM245 222H242L243 224L245 223ZM121 223H122V221H121ZM125 223H123L124 225H125ZM129 223V222H128ZM128 223L125 225V227H123L122 225L123 224H121L120 225V227H118V230H119V228H120V230L118 231L117 229H116V231H118L119 233H116V231H115V235L116 234H118L117 236H119V237H122L123 235H121V234H124V232H126L127 234H129V232H127V230H129L130 231V229H129V226L130 225H128ZM130 223V224H131ZM144 223V222H143ZM193 223V222H192ZM209 223V222H208ZM18 224H20V226H21V232H20V236H22L21 237V240L19 241L18 239H17V234L15 233L14 234V231H16L17 229L16 228H19V227H16ZM89 224V223H88ZM139 224V223H138ZM141 224V223H140ZM171 224V223H170ZM173 224H175V223H173ZM182 224H183V222H182ZM248 224H246V225H248ZM253 224V223H252ZM82 225V226H81ZM154 225V223L152 224V226ZM154 225V227H157V226H159V225ZM162 225V224H161ZM177 225V224H176ZM184 225H185V223H184ZM187 225V224H186ZM200 225V224H199ZM203 225V224H202ZM249 225H251V224H249ZM255 225H257V224H255ZM12 226H13V228H15V230L13 231L11 228H12ZM19 226V225H18ZM85 226V225H84ZM87 226V225H86ZM122 226V227H121ZM126 226H127V229H125L124 231H122V229H124V228H126ZM164 226V225H163ZM180 225L178 224V227H179ZM196 227H197V225H195ZM204 227H205V225H203ZM202 226V227H203ZM242 226V225H241ZM244 226V225H243ZM102 227V226H101ZM161 227V226H160ZM177 227V226H176ZM200 227V226H199ZM232 227V226H231ZM249 227V226H248ZM253 227V226H252ZM251 227V228H252ZM255 227V228H254ZM253 227V229L255 230H257V226H254ZM84 228V227H83ZM152 228V227H151ZM157 228H159V227H157ZM156 228V229H157ZM168 228V227H167ZM170 228V227H169ZM183 228H185V226L183 227ZM198 228V227H197ZM206 228V227H205ZM208 228V227H207ZM250 228V227H249ZM263 228V227H262ZM85 229V228H84ZM154 229V228H153ZM176 229V228H175ZM181 229H182V227H181ZM191 229V228H190ZM201 229V228H200ZM242 229H243V227H242ZM259 229H261L260 227H259ZM264 229V228H263ZM262 229V230H263ZM103 231H101L102 232V235L103 236H108L106 233V231H104V229H102ZM158 230H160V229H158ZM167 230V229H166ZM169 230V229H168ZM185 230H187V229H185ZM193 230V229H192ZM198 230H199V228H198ZM197 230V231H198ZM227 230V229H226ZM122 231V232H121ZM153 231H155V230H153ZM157 231V230H156ZM173 230L172 229H170L169 230V233H168V231H158L157 233H159L160 234V236H168L169 234H171V232H172ZM191 231V230H190ZM194 231H196L195 230V228H194ZM200 231V230H199ZM197 232V233H193V234H197L198 235V233L200 234L201 232ZM203 231V230H202ZM248 231V230H247ZM246 231V232H247ZM252 231V230H251ZM251 231L250 232H248V233H251ZM260 231V230H259ZM82 232V231H81ZM84 232V231H83ZM86 232V231H85ZM177 232V231H176ZM179 232V231H178ZM240 232H241V230H240ZM245 232V231H244ZM244 232L242 231V233L244 234ZM254 232V231H253ZM252 232V233H253ZM258 232V231H257ZM257 232H255V233H257ZM96 233V232H95ZM113 233V232H112ZM111 233V234H112ZM125 233V236H127V234ZM190 233V232H189ZM188 233V234H189ZM228 233V232H227ZM254 233V234H255ZM263 233H264V231H263ZM136 234V233H135ZM154 234H155V232H154ZM183 234V233H182ZM187 234V235H188ZM191 234H192V232H191ZM226 234V233H225ZM259 234V232L257 233V234H255V235H257V236H259L258 235ZM17 237H16V236ZM95 235V234H94ZM94 235H93V237H94ZM96 235H97V233H96ZM95 235V236H96ZM113 235V234H112ZM114 235V236H115ZM131 235V236H130ZM129 235V237L127 238V240L128 241H130L129 239L132 237V235L133 234H130ZM173 235V234H172ZM184 235L185 234H183V237H184ZM190 235V234H189ZM188 235V236H189ZM86 236H88V235H86ZM99 236V235H98ZM116 236V238H118ZM124 236V237H125ZM134 237L136 236V235H133ZM175 236V235H174ZM178 236V235H177ZM180 236H181V234H180ZM180 236H178L179 238L177 239V237L174 239L175 241L177 240L178 241V244H179V246H180V248H181V246H182V243H183V241H185V238H187V237H182L181 236V238H180ZM194 236H196V235H194ZM226 237H227V235H225ZM261 236H262V233H261ZM85 237V236H84ZM101 237V236H100ZM123 237V238H124ZM134 237H132L133 239H134ZM140 237V236H139ZM170 237H172V236H170ZM190 237L192 238V235H190ZM189 237V238H190ZM225 237V238H226ZM229 237H230V235H229ZM235 237V236H234ZM97 238V237H96ZM104 238H107V237H104ZM103 238V239H104ZM161 238H164V237H161ZM189 238H187L186 240L187 241H189ZM190 238V239H191ZM194 238V237H193ZM197 238V239H196ZM196 238H194V239H192L193 241L194 240H198V238L200 239L199 241H201V239L203 238V237H196ZM225 238H223V239H225ZM228 238V237H227ZM239 237H237V240H239L238 239ZM100 239V241H98L97 242V240H99ZM120 239H122V238H119V240ZM139 239V238H138ZM138 239H137V246H138ZM143 239V238H142ZM166 239H167V237H166ZM222 239V238H221ZM231 240V238H228V240ZM235 239H236V237H235ZM263 240H264V238H262ZM123 240V239H122ZM122 240H120V241H122ZM125 240V239H124ZM203 241H204V239H202ZM226 240V239H225ZM233 240V239H232ZM241 240V239H240ZM247 240H249L248 238H247ZM252 240V239H251ZM94 241H96V242H94ZM132 241V240H131ZM140 241V240H139ZM143 241V240H142ZM174 241V242H175ZM176 241V242H177ZM193 241H191V242H189L190 244L193 242ZM198 241V242H199ZM233 241H235V240H233ZM243 242H244V240H242ZM254 241V240H253ZM253 241H249V242H241L240 241V243L238 244V250L240 251V255L242 254L243 256H245V258L247 259V257H248V259H251L252 261H255V264H264V247H263V245H259V247L258 246H256L255 247V243H253ZM117 242H118V240H117ZM123 242V241H122ZM122 242L120 243V244H122ZM132 242H136V240H134V241H132ZM152 242V241H151ZM162 242H163V240H162ZM162 242H160L161 244H163ZM171 242V241H170ZM174 242L172 241L170 244L172 245H170L168 242H166V241H164V246L163 247H165L166 248V246H167V244L166 243H168L169 245H170V249H172L173 248V246L175 247L176 245L178 246V244L177 243H175L176 245H173L174 244ZM197 242V241H196ZM255 242V241H254ZM104 243V242H103ZM124 243V242H123ZM127 242H125L124 244H126ZM131 243V242H130ZM141 243V242H140ZM173 243V244H172ZM186 243V242H185ZM206 243V242H205ZM204 243V244H205ZM224 243V242H223ZM225 243L227 244V241H225ZM224 243V244H225ZM231 243H233V242H231ZM84 244V245H83ZM129 242L126 244L128 247H129ZM135 244V243H134ZM133 244V245H134ZM145 244V243H144ZM148 244H151V243H148ZM153 244H155V242H153ZM198 244V243H197ZM224 244H222V246L224 245ZM234 244H236L237 245V242H235ZM1 245V244H0ZM34 245H36V250L38 251V253H39V255H40V257L38 258V256L37 257H34V254L32 253L33 251H31L32 249V246H34ZM132 245V244H131ZM152 245V244H151ZM187 245V243L186 244H184V247H185V249L186 248H188L189 247V245L188 246H186ZM90 246H96V247H94V248H96V249H94V248H91ZM98 246V247H97ZM126 246V247H127ZM136 246V245H135ZM155 246H157L156 244H155ZM158 246H160L159 245V243H158ZM191 246V245H190ZM192 246H193V244H192ZM194 246H196V245H194ZM203 246V245H202ZM226 246V245H225ZM62 247V248H63ZM82 247V248H81ZM86 247H89V249L88 248H86ZM120 247H121V245H120ZM123 247H125V246H123ZM122 247V248H123ZM140 247V246H139ZM141 247H142V245H141ZM140 247V248H141ZM184 247H182V248H184ZM234 247H237V246H234ZM1 248V247H0ZM103 248V247H102ZM137 248V247H136ZM140 248H138L139 250H140ZM145 248V247H144ZM152 248V247H151ZM156 248V247H155ZM161 249H162V247H160ZM159 248V249H160ZM165 248H164V250H165ZM179 248V249H180ZM191 248V247H190ZM202 248V247H201ZM34 249V248H33ZM133 249V248H132ZM158 249V248H157ZM160 249V250H161ZM174 249H176L177 251L179 250L177 247L176 248H174ZM184 249V250H185ZM205 249V248H204ZM19 250V251H18ZM64 249H62V251H63ZM82 250H83V252H82ZM86 250H87V255H86ZM88 250H90V251H88ZM122 250V249H121ZM126 250V249H125ZM135 250V249H134ZM138 250V251H139ZM141 250H142V248H141ZM160 250H157L158 252H160V254H161V251ZM167 250H169V249H166V251ZM175 250V251H176ZM181 250V249H180ZM179 250V251H180ZM236 250V249H235ZM1 251V250H0ZM36 251V252H37ZM52 251H54V249L52 250ZM56 251V250H55ZM66 251V252H67ZM103 251V250H102ZM101 251V252H102ZM124 251V250H123ZM173 249L171 250V255H172V253L173 252H175ZM183 251V250H182ZM237 251V250H236ZM239 251H237L235 254L238 256V252ZM14 252V251H13ZM121 252V251H120ZM139 252H141V251H139ZM165 252V251H164ZM164 252H162L163 253V255H166L167 256V254H166V252H165V254H164ZM181 252V251H180ZM200 252V251H199ZM198 252V253H199ZM235 252V251H234ZM50 253V252H49ZM83 253H85V255L83 254ZM117 253H119V252H117ZM122 253V252H121ZM168 253V252H167ZM176 254H177V252H175ZM211 253V252H210ZM213 253V252H212ZM16 254V253H15ZM54 254H55V252H54ZM53 254V255H54ZM80 254V255H79ZM169 254H170V251H169ZM168 254V255H169ZM181 254V253H180ZM180 254H177V255H180ZM201 254V253H200ZM41 255H42V257H41ZM50 255H51V253H50ZM55 255H57V254H55ZM65 255H67V254H65ZM70 255V256H71ZM118 255V254H117ZM213 255H215V254H213ZM170 256V255H169ZM174 256H176L175 254L172 256V258H174ZM53 257V256H52ZM55 257V256H54ZM53 257V258H54ZM71 257V258H72ZM161 257L162 258H164L162 255H161ZM179 257V256H178ZM197 257V256H196ZM235 257V256H234ZM241 257V256H240ZM239 256L237 257V258H240ZM12 258V257H11ZM36 258H37V260H36ZM42 258V259H41ZM58 258V257H57ZM64 258V257H63ZM68 258V257H67ZM99 258V257H98ZM130 258H132V257H130ZM176 258V257H175ZM199 258V261L202 259H200V257H198ZM233 258V257H232ZM236 258V259H237ZM244 258V259H245ZM2 259L4 260V258H3V256H2V258L0 257V264H2L3 263V261H2ZM44 259H46V257L44 256ZM77 259H78V257H77ZM76 259V260H77ZM94 259V258H93ZM93 259L91 260L92 262H93ZM102 259V260H101ZM152 259V258H151ZM159 258H157V260H158ZM204 259V258H203ZM202 259V260H203ZM211 259V258H210ZM212 259H213V257H212ZM224 259V258H223ZM234 259V261L236 260L235 258H233ZM232 259V260H233ZM243 259V258H242ZM246 259H245V261H246ZM75 260V261H76ZM95 260H97V258H95L94 259V262H96ZM132 260V259H131ZM174 260V259H173ZM214 260V259H213ZM216 260V259H215ZM218 260V259H217ZM225 260V259H224ZM240 260V259H239ZM74 261V260H73ZM72 261V262H73ZM81 261H80V263H81ZM105 262L104 261V259L101 257L100 258V260H98L97 262H98V264H101V262ZM130 261V260H129ZM133 261V260H132ZM160 261H161V258H160ZM204 261V262H203ZM203 261H200V262H202V263H205V260H203ZM236 261H238V260H236ZM235 261V262H236ZM244 261V260H243ZM245 261H244V263H245ZM10 262V261H9ZM81 263V264H86V262L85 263ZM93 262V263H94ZM100 262V263H99ZM131 262V261H130ZM134 262V261H133ZM132 262V264H134ZM153 262V261H152ZM157 262H159V261H157ZM207 262V261H206ZM215 262V261H214ZM224 262V261H223ZM227 262V261H226ZM241 262V261H240ZM47 263V260H46V262H45V264ZM71 263V262H70ZM69 263V264H70ZM74 263V262H73ZM73 263H71V264H73ZM155 263V262H154ZM198 264V262H195L194 264ZM202 263H199V264H202ZM213 263V262H212ZM243 263V264H244ZM246 263H250V262H246ZM252 263V262H251ZM250 263V264H251ZM254 263V262H253ZM252 263V264H253ZM9 264V263H8ZM76 264H78V262L76 263ZM90 264H91V262H90ZM103 264H105V263H103ZM128 264V263H127ZM130 264V263H129ZM135 264H137V263H135ZM155 264H157V263H155ZM214 264V263H213ZM215 264H216V262H215ZM218 264V263H217ZM224 264H225V262H224Z\"/></svg>","mask_w":264,"mask_h":264},{"label":"rangeland","instance_id":"2","mask_svg":"<svg viewBox=\"0 0 264 264\" xmlns=\"http://www.w3.org/2000/svg\"><path fill=\"white\" fill-rule=\"evenodd\" d=\"M10 2V4H9V2ZM13 1V0H12ZM12 1L11 0H0V8L1 7H3V8H5V10H7L6 9V6H7V8L9 7L8 5H10V7L8 8V10L5 12L6 14H4L6 17V22L4 21V23H1L3 20H1L2 18H4V16L2 17V15L0 14V28H1V26H2V28H1V30H0V32H1V38L0 39H2V40H0V53L1 52H4L5 51V53H4V55L5 56H8V55H13L14 56V54L16 55L17 54V48H18V50H20V52L21 53H23V54H28V52L26 53V51L27 50H25L24 49V45L25 44H28V42L26 43V39L29 37V33L32 31V34H36V32L39 30V27H41L40 26V19L42 20V21H44V22H46V20H45V18L47 17V15L45 14V13H47L46 11V6H47V4H46V6L44 5V6H41L40 7V9H39V14H36L35 12H34V14H32L30 17H29V19H28V21L26 22V23H28V24H26V26H24L25 28H23V29H20L19 27L20 26H18L19 24L21 25V23L23 22V20L22 21H20L21 23H15L16 21H18V19H16V17L18 18L19 16H20V14L19 15H17L18 14V12L21 10V6H20V4H19V1L18 2H15V0L13 1V3H12ZM22 1V0H21ZM27 1V0H26ZM30 1V0H29ZM28 1V2H29ZM245 1V0H244ZM1 2L3 3V5L1 4ZM126 3L128 2V0L127 1H125ZM235 2V0H226L225 1V3H224V5H223V9L224 10H221L220 11V15L221 16H223L224 14H228V12H233V11H235L237 8L238 9H241V6H239V7H237L238 5H240V4H236V7H234L233 8V11H230V10H232V7L233 6H235V4L234 5H231V4H233ZM243 2V1H242ZM5 3H7V4H5ZM12 3V4H11ZM244 3V2H243ZM193 3L192 2H189V3H187L186 5H188V7H190L191 8V6L193 7V5H192ZM11 5H13V6H11ZM211 6V5H210ZM129 7V4L127 5V7H125L124 5H122V15H124V14H126V13H130L131 12V10L128 8ZM137 7V6H136ZM212 7V6H211ZM211 7H208L207 9L208 10H212V9H210ZM13 8V9H12ZM20 10H19V9ZM138 9L140 8V3L138 4V7H137ZM206 8H205V10L207 11V12H209L208 10H207ZM14 10V12L12 13V12H10V11H13ZM15 11H16V13H15ZM0 12H1V10H0ZM10 12V13H9ZM21 12V11H20ZM59 12H60V15L62 14V12H61V10L60 11H58V15H59ZM245 13H247V12H245ZM245 13H242V15H241V13L239 14V17H242L241 19H243L244 17H243V15L245 14ZM40 14H42V15H40ZM81 13H80V17H81ZM34 16V17H33ZM39 16H42L41 18L39 17ZM26 18H27V15H26ZM59 18V16L56 18V20ZM194 18V17H193ZM195 19H197V20H195ZM195 19H193V20H195V21H198V17L197 16H195ZM16 20V21H15ZM10 21V22H9ZM12 21H15L14 22V24L16 25V26H14V27H12L11 29H9L8 28V24H11V22ZM7 22H9L8 24H7ZM13 23V22H12ZM47 23V22H46ZM55 24V26H56V21L54 22ZM13 24V25H14ZM18 24V25H17ZM32 24V26H38V24H39V26H38V28L36 29L35 27V29L34 30H30V31H28L27 29H28V27H30V25ZM252 24H254V22H252V21H248V23H247V26H246V28L245 29H248V28H250V26L252 25ZM6 25V26H5ZM52 26L50 29H51V31H52V33H53V31H54V27L55 26ZM250 25V26H249ZM18 26V27H17ZM36 26V27H37ZM172 27V26H171ZM4 28V29H3ZM41 29V28H40ZM245 29H243V30H239L237 33H235V34H233L232 35V37L230 38V39H232V40H228V41H226V42H229L230 43V41H235V39H238L239 38V36L241 35V33L242 32H244L245 31ZM24 30H27V32L26 31H24ZM12 31V32H11ZM33 31H35V33L33 32ZM39 32V31H38ZM203 33V32H202ZM25 34V35H24ZM38 34V33H37ZM175 34H177L176 32H175ZM27 35V36H26ZM25 36H26V38H25ZM35 37H37L36 35H34ZM51 36V37H50ZM48 35V36H46L45 38H44V40L42 41V42H34V44H36V46H38V47H40L41 48V46L40 45H43L44 43H48L49 41H51V38H52V35ZM82 36H84V37H81L79 40H78V42H80V43H83V44H85V45H87L88 47H93V46H98V45H100V44H102V42H104V41H108V39H109V37L108 38H106V40H104V41H101L100 43H97V40H98V37H96V36H94V37H92V36H86V35H82ZM202 36H204L205 37V34L203 33L202 34ZM34 37V39H36ZM88 37V38H87ZM91 37V38H90ZM238 37V38H237ZM90 38V39H89ZM93 38H95V39H93ZM97 38V39H96ZM100 38V37H99ZM211 38H213V36H211ZM234 39V40H233ZM100 40H101V38H100ZM99 40V41H100ZM94 41H96V43L94 42ZM215 41V40H214ZM218 41H216L215 43H214V45L215 46H217L216 45V43H217ZM225 42V44H229V43H226ZM231 42V43H232ZM23 43H24V45H23ZM38 43H40V44H38ZM105 43V42H104ZM38 44V45H37ZM218 44V43H217ZM26 46V45H25ZM183 47H185V45L183 44ZM30 51H33V49L31 50V47H30ZM30 51H29V53H30ZM6 52H8V53H6ZM16 52V53H15ZM12 53H14V54H12ZM30 54H34V51L33 52H31ZM69 54L68 52L67 53H65V55H63V56H61V57H59V59L57 58V57H52V58H50L51 56L50 55H43V54H41V55H38L39 57H37L38 58V61L36 62V68H38V71H37V69H35L33 66H34V64H35V62L34 63H31V64H26V66L25 65H22V66H24V68L23 69H21V70H23V71H25V72H23V71H21L20 70V68H17L16 67V65L18 66V64L16 63V65H15V67L13 66H11L12 68H10V66L9 65H14L15 63L13 62V63H7L6 61L4 62V59H3V63L2 62H0L1 64H2V66L4 65V66H6V67H4L5 69V71L7 72L8 70H10V69H12L11 70V72L13 71L14 73L16 72V70L18 71V69H19V71L18 72H16V74H14L13 73V80L11 79V80H9V82H11V83H8V81H5V83L7 82L8 84H10L9 86H6L5 85V87H9L8 89L7 88H5V89H3L2 91H4L5 90V92H3V93H6V95L7 96H10L11 97V99L16 103V106H17V109L19 110V111H15V113H18V114H15V116H14V124H12V126H7L8 127V129H7V131H5V128L4 129H1L2 127H0V144H5L4 146H6L4 149H0V162L1 161H4V158H9V156H10V160H9V162L7 163V167H6V172L4 171V174L2 175V172H0V218H1V216H2V214L3 213H5V212H11L13 209H14V207L17 205L16 203L14 204L13 203V201H12V199L10 198L11 197V195L9 194L10 192H11V194H12V191L14 190V188H13V186H16L17 184H19L18 182H19V178H18V176H17V174H16V170H17V168L18 167H20V165H22V164H29V163H31L30 161L33 159V158H39V157H41L42 155H44V153L45 154H48V153H50L51 151L53 152L54 151V153H57L58 151H60V150H62V149H64V147L65 148H67V147H69V148H71V146H73L72 147V153H71V151L69 150V151H67L68 153H69V155H68V157L69 156H71L70 154H72L73 155V157H76V159L75 158H72V157H69L68 158V163L67 162H65V161H62V163H64V164H60V165H57L56 167H55V170H58L57 172H59L60 173V171H61V178L59 177V175H57V174H49L51 177H50V179L52 180V181H54V182H57L58 184H60L59 186V190H60V193L61 194H63L65 191H67V189H69L70 188V186L72 185H74V184H76L77 185V188H82L83 187V185L85 184H87V182L90 184V182L92 181V182H94V184L97 182L98 183V181H99V183H100V185L99 186H96L95 187V185H97V183L94 185L93 183V185H94V187H92V189H93V191H95L97 194H98V188L99 189H101L105 184V187L106 188H104V190L103 191H106V192H104L103 193V195H95V193H94V196H93V193H92V189H91V186H93V185H91L90 187L89 186H87V190H89L90 189V192H88L85 188H83L84 189V192L85 193H83L84 194V196L86 197V199H85V201H83V203H81L80 205H81V207H79V205H78V208H77V206H76V208L75 207H73V213H77V210H78V213H82V211L84 212V214H86V215H88L87 217H88V221H86L87 223L85 224H82L81 226H82V228L80 227V230L82 231H80V234L81 233H83V234H81L80 236H82L83 235V237H79V239L77 240L76 239V242L74 241V243H73V245H75V243H77L76 244V246L77 245H79L78 247H80L81 245H82V243H83V241H84V243H85V240H83L84 238H86V237H89L90 236V234L91 233H93L92 234V237H89V238H91V240H92V238H94L95 240L96 239H98V238H100V239H102L103 241H101V242H98V241H100V239L99 240H97V242L98 243H94V245H96V244H98V246L100 245L99 243H102V247L100 246L99 248H98V250H100V256H94L93 258L95 259V258H97V260H95L96 262H94V259H93V262L91 261L92 259H90L89 258V260H90V262H91V264H98V260H100V258L102 257L103 259H104V261L105 262H101V264H103V263H105V264H132V262L134 261L135 263H137V264H155V263H157V264H194L195 262H198V264L199 263H202V262H200V261H203V260H205V263H202V264H215V262H216V264L218 263V264H224V262H225V264H243L244 263V261H245V256H243L242 254L240 255V251L238 250V244L240 243V241L241 242H243L242 240H244V242H249V241H253V243H255L256 245H255V247L256 246H258L259 247V245H263V247H264V240L262 239V238H264V233H263V231H264V226H260V225H258V223H256V222H258V221H256L257 219H258V217H262L263 216V213H262V210H264V188L262 189L261 187H264V184H263V186H262V181H261V179L259 180V181H261V184H260V182L257 180V178L258 177H260L261 176V178L263 179L264 178V176H263V174H264V171H262V170H264V161L262 160L261 162H259V163H261V166H259L260 164L258 163V166L256 167V169L254 170V171H252V173L253 174H250L249 173V175H247V174H245V175H247L248 177H246L245 175L243 176V174H242V172H241V170H243L245 167H247V166H245V164H241L243 161H245L246 159H248L250 156H249V153L251 154V152H249V151H251V150H255V148H262L263 146H264V128H262V130H261V133H262V136H261V138L259 139V140H253V141H248V142H246V143H244V144H242L241 143V145H239V143L240 142H238V140L239 141H241V142H243V140H240L239 138L240 137H237V139L234 141V137L235 136H231L232 134H231V132H234L233 130L230 132V128L232 127V126H234L233 125V122H232V124H231V120L232 121H234V117L232 118L231 116H235V114H233L232 115V113H234V110H233V108L232 107H230V108H228L227 106L225 107V110L226 111H228L227 113H226V117L228 116V118H229V114L231 113V116H230V118H232V119H229L230 120V122H228V119H226V120H220V119H216L215 120V118H213L212 120H210L209 121V123H208V126H206L205 124H203L202 122H206L207 120H209V118H208V112L212 109V106H213V108H214V106L216 107L217 106V103H219V101H217L218 100V98H219V94H220V91L218 92V97L216 98V103H214V102H212V103H210V102H208L207 100H205L204 102H203V104H202V106L200 105V107H199V105H198V107L195 109V113L192 115V117H191V119H190V122L188 121L186 124L185 123H183V122H186L184 119V121L183 122H181L180 120H182L181 119V116H179V115H175V114H173L174 115V117H173V115H170V113H168L167 114V112H166V114H161V116L160 115H158L156 112V110H154L153 108H155V109H157L158 111H159V109L160 108H157L158 106L156 105V106H154V102H152L153 104L150 106V104L148 105V107L147 108H145V109H147L145 112L146 113H144L143 115L144 116H147V118L146 119H144V120H147L148 118H149V116H151L148 120L150 121V119L152 118V119H155V120H151L150 122H152V124L150 123V122H143L142 120H143V118H144V116L142 115V118H141V116L140 117H138V119L139 118H141L142 120H138L137 122H139V121H142V123H135L136 124V127H137V130H135L134 129V127L133 126H131L130 128H127V129H129V130H134V132L136 131V132H138L139 133V135L138 134H136V136H135V134H133L132 135V131L130 132V131H128L126 128H125V126H126V122L125 121H123V123H121V124H119L118 126H116L117 127V129H119V126H121L122 124L124 125L123 127L127 130V132H130V133H128V134H125V132L126 131H124L125 129L122 127V129H121V127H120V132H119V130H116V129H113V130H115V132H116V137L118 136L117 134H119V136H121V134L120 133H122V135L124 136V134H125V136L126 135H132V136H135L136 138V140H135V142L134 141H124V140H121L122 138H123V136H121L120 138L121 139H116V138H114L115 137V135H113L111 132H113V131H111L112 129H110V128H108V129H110V133H111V135H113V136H111V135H109L110 137H112V138H114L113 140L114 141H111V142H113L112 144L111 143H109L110 142V140H112V138L111 139H109L110 137L108 136V133H109V130L107 129V128H102L103 127V125L102 124H104L105 125V121H103L104 120V116L103 117H100L98 120H95L94 122L95 123H97L98 124V126L99 127H97L96 125H91L87 120H86V118L88 117H86L85 118V124L86 125H83V126H81L80 124H83L84 122V120L82 121V120H80L81 118H80V116H79V118H78V113L75 111V107H72V105H71V101H79V102H81V103H79V102H77L79 105H85V106H91L92 107V105L94 106V104L96 103V102H102L103 100H107V99H109V98H111V94H106L105 92H110V91H113V89H116L115 87H117V85L119 84V80H118V78L117 77H115V76H113L112 75V77H111V73H107V72H105V73H99V75L97 74L96 76H94V77H92V76H89V77H86L84 74V71H85V67H84V65L82 66L81 64H84V63H86V61H88L87 63H89V61H90V63L92 62V59H91V57L90 56H85V58L86 59H89V57H90V59L89 60H86V59H84V61L83 60H81L82 59V57H80V56H82V55H80V56H77V55H79V54H77V55H72V56H70V55H67ZM264 54V44H262L261 42H258L254 47H253V49H252V51H251V53H250V55H251V60L253 59L254 61H256L257 60V58L258 59H261L262 57V55ZM187 55H188V57H191V59H193V61H195L197 58H193L191 55H190V53H188L187 52ZM190 55V56H189ZM37 56V55H36ZM50 56V57H49ZM66 56H67V58H66ZM70 57L72 58H74V60L73 59H70ZM77 57H79V59L77 58ZM50 58V59H49ZM53 58H56V60L54 59L53 60ZM62 58H63V60H62ZM65 58H66V60H65ZM256 58V59H255ZM43 59V60H42ZM47 59V60H46ZM57 59L60 61V59H61V63L59 62H57L58 64L56 65V62L55 61H57ZM0 60H1V55H0ZM54 61V63H52L53 61ZM86 60V61H85ZM252 60V61H253ZM196 61H198V59L196 60ZM259 61V60H258ZM75 62H77V63H75ZM84 62V63H83ZM200 62V61H199ZM49 63V64H48ZM6 64H8V66L6 65ZM33 64V66H31ZM76 64H78V65H76ZM31 67H30V66ZM81 65V66H80ZM202 65H203V70L204 71H200V80L202 79H204V77L206 76V74H208L210 71V69H209V67L207 66V64H205V63H203L202 62ZM22 66H20L21 68H22ZM29 66V67H28ZM38 66V67H37ZM41 66V67H40ZM76 66V67H75ZM80 66V67H79ZM27 67V68H26ZM39 67H40V69H39ZM73 67H75V70H76V72L74 71V70H72V68ZM78 67V68H77ZM82 67H84V68H82ZM7 68H9V69H7ZM16 68V69H15ZM32 68V70H34L35 69V72H33V71H31L30 69ZM46 68V69H45ZM74 69V68H73ZM81 71H80V70ZM26 70H29V71H26ZM45 70V71H44ZM79 70V71H78ZM82 70H84L83 72H82ZM222 70V71H221ZM20 71L22 72V73H20ZM40 71V72H39ZM43 71V72H42ZM47 71H48V73H47ZM73 71V72H72ZM224 71V69L221 67V69L219 70V73L220 72H223ZM259 71L260 72H257V73H260V74H262L263 72H264V66H262L260 69H259ZM33 72V73H32ZM36 72H38V74H37V77L35 78V81L33 80V77H34V73H36ZM70 72V73H69ZM74 72L76 73V74H74ZM262 72V73H261ZM19 73H20V75L22 74V76H20L19 75ZM27 73V74H26ZM40 73V74H39ZM73 73V74H72ZM82 73V74H81ZM84 73V74H83ZM19 76H18V75ZM259 74V75H260ZM30 75H32V77L31 78H29L30 77ZM42 75V76H41ZM258 75V74H257ZM259 75H258V77H259ZM45 76V77H44ZM49 76V77H48ZM132 76V77H131ZM136 76V74L135 73H130V79H133V77H135ZM222 76V75H221ZM17 77H19V80H16V79H18ZM20 77H25V78H20ZM56 77V78H55ZM220 77V76H219ZM226 77H228L227 79H229L230 77L229 76H227V75H224V77H221L220 79H222V82H226L227 80H226ZM237 78H239V77H237ZM27 79V80H26ZM29 79H31L30 81H29ZM58 79V80H57ZM14 80H16V81H14ZM26 80V81H25ZM201 80V81H202ZM235 80H237L236 79V77H235V79H234V83L235 84H239V82L240 81H238V82H236ZM258 80V79H257ZM18 81V82H17ZM24 82L25 84H27V85H25V84H23V87H22V84H21V82ZM51 81V82H50ZM20 82V83H19ZM31 82H33V83H31ZM35 82V83H34ZM46 82V83H45ZM50 82V83H49ZM55 82H57V83H55ZM179 83H181V80H179L178 81ZM261 82V83H260ZM3 83V82H2ZM2 83H1V85H0V87H1V89H2ZM45 83V84H44ZM48 83V84H47ZM55 83V84H54ZM256 83H258V85H259V83L261 84V85H263L264 83L262 82V81H260V79H259V82L258 81H256ZM11 84H13V85H11ZM19 86H18V85ZM34 86H33V85ZM49 84H50V86H49ZM59 84V85H58ZM56 85V87H54ZM14 86V87H13ZM26 86H28V87H26ZM46 86V87H45ZM49 86V87H48ZM53 88H52V87ZM182 86H185L184 84H182ZM12 87V88H11ZM17 87L20 89L21 87H22V91L21 90H19V89H17ZM37 87H38V89H37ZM126 86L123 84V83H121V85H120V88L122 89V92H126L125 91V88ZM166 87H168V85L166 86ZM51 88V89H50ZM55 88V89H54ZM0 89V90H1ZM31 89V90H30ZM46 89H48V90H46ZM57 89V90H56ZM260 89H263V87L262 88H260ZM15 90V91H14ZM39 90V91H38ZM52 90V91H51ZM20 91V92H19ZM36 91V92H35ZM47 91H48V93H50V94H45V93H47ZM55 93H54V92ZM81 91V92H80ZM18 92V93H17ZM26 92V93H25ZM52 92V93H51ZM17 93V94H16ZM20 93V94H19ZM25 93V94H24ZM56 93H59V96H58V94H56ZM86 94L87 93V95H89V97H92L94 100H87V99H84V98H82V96H81V94ZM43 94V95H42ZM56 95V99L55 100H53L55 97H52L53 95ZM231 94V93H230ZM230 94H229V96H230ZM38 95V96H37ZM40 95V96H39ZM42 95V96H41ZM48 95V96H47ZM52 95V96H51ZM54 95V96H55ZM45 96V97H44ZM47 96V97H46ZM229 96H227V98H230ZM13 97V98H12ZM26 97V98H25ZM34 97V98H33ZM51 99H50V98ZM63 97V98H62ZM40 98V99H39ZM57 98H59L60 100H62L63 102H65L64 104L66 105V106H68V104H70L68 107H66L65 106V108H68L69 110H71V114H72V116L71 115H69L70 113H67V114H65L64 115V111H65V109L63 110V109H61L60 108V106H59V100L57 99ZM152 98L153 97H151L150 98V101L152 100ZM22 99L23 101H20V100ZM48 99V100H47ZM75 99V100H74ZM154 100H156L155 98H153ZM38 100V101H37ZM54 101V103H53V101ZM68 100V101H67ZM69 100H70V102H69ZM158 100V99H157ZM156 100V101H157ZM228 99H226V101H227ZM25 101V102H24ZM45 101V102H44ZM47 101V102H46ZM52 101V102H51ZM59 101V102H58ZM61 101V102H62ZM153 101V100H152ZM156 101H155V103H156ZM158 101H160V100H158ZM157 101V102H158ZM225 101V102H226ZM17 102H18V105H17ZM49 103V104H48ZM22 106H21V105ZM23 104H24V106H23ZM43 104V105H42ZM210 104V105H209ZM214 104H216V105H214ZM20 105V106H19ZM56 106V107H55ZM154 106V107H153ZM251 106V105H250ZM22 107H24V108H22ZM209 107V108H208ZM211 107V108H210ZM60 108V109H59ZM151 108V109H150ZM227 108V109H226ZM232 108V109H231ZM260 108V105L259 106H252V109L254 110V111H252L251 113H248V114H240V115H237V117H240V119H237L238 120V123H239V121H240V124H238V123H236V125L238 124V126L240 125H242L243 126V124L245 125V123H246V125L248 124V123H251V122H253V121H255L256 122V119H257V115H258V113H259V109ZM151 111H150V110ZM210 109V110H209ZM20 110H22V112L20 111ZM63 110V111H62ZM152 110H154L155 112H153L152 113ZM232 111V112H230V111ZM27 111V112H26ZM148 111H149V113L151 114H149L148 113ZM161 111V110H160ZM64 112V113H63ZM73 112V113H72ZM74 112L76 113V114H74ZM230 112V113H229ZM20 113H22V114H20ZM25 113V114H24ZM62 113V114H61ZM147 114V115H146ZM16 115H18V117L16 116ZM51 115V116H50ZM60 115V116H59ZM149 115V116H148ZM157 115H158V117L160 116V118H158L157 117ZM50 116V117H49ZM154 116V117H153ZM176 116V117H175ZM206 116H207V119H206ZM16 117H17V119H16ZM60 117V118H59ZM73 117V118H72ZM167 117V118H166ZM179 117H180V119H179ZM20 120H19V119ZM22 118V119H21ZM26 118V119H25ZM157 118L158 119H160L161 120V122H160V120H159V124L160 123H162V120H164L165 119V121H163V123H162V126H169L168 127V130H170V132H171V129H172V127H177L178 125H181V124H178V125H175V123H182V124H184V128L182 129V127H183V125L179 128V126L176 128L175 127V129H176V131L173 133H167L166 132V129H167V127H162L161 128V126L159 127V125H158V123H157ZM171 118V119H170ZM172 118H174V119H172ZM52 119V120H51ZM59 119V120H58ZM88 119V118H87ZM167 119H169V120H171V121H169V120H167ZM177 119V120H176ZM242 119V120H241ZM75 120V121H74ZM89 120V119H88ZM147 120V121H148ZM167 120V121H166ZM173 120L174 121H177V122H175V123H172L173 122ZM213 120H215V121H213ZM18 121V122H17ZM21 121V122H20ZM130 121H135L134 119H131ZM217 121H219V122H217ZM243 121V122H242ZM28 124H27V123ZM83 122V123H82ZM153 122H155V123H153ZM168 124V125H165L166 123ZM213 122H215V127H216V129H215V127H214V125H212V123ZM16 123V124H15ZM19 123H21V124H19ZM23 123V124H22ZM72 123V124H71ZM94 123V124H95ZM165 123V124H164ZM25 124V125H24ZM69 124V125H68ZM73 126H71V125ZM77 124H78V126H77ZM143 124V127H141V125ZM151 124V125H150ZM174 124V125H173ZM202 124V125H201ZM210 124H211V126H210ZM214 124V123H213ZM231 124V125H230ZM253 124H254V122H253ZM24 126V127H20V126ZM76 125V126H75ZM155 125H156V127H155ZM204 125V126H203ZM224 125V126H223ZM248 125H250V124H248ZM251 125H252V123H251ZM17 126H19V127H17ZM67 126V127H66ZM72 127L73 129L70 131V129L68 128V127ZM75 126V127H74ZM96 126V127H95ZM139 126V127H138ZM150 126H151V128L153 127V130L155 131V130H157V131H153L152 129H150ZM157 126H158V128H157ZM217 126H218V128H217ZM229 128H228V127ZM239 126V127H240ZM241 126V127H242ZM252 126H254V125H252ZM44 127L46 128L47 127V129L49 128V131H52L53 133L51 134V135H53V137H51L50 135H48L49 136V138H46V135H44L45 134V132H43V130L42 129H44ZM89 127V128H88ZM91 127V128H90ZM92 127H93V129H92ZM115 127V126H114ZM113 127V128H114ZM207 127V128H206ZM210 127V128H209ZM213 129H212V128ZM221 127V129H219ZM222 127L224 128V130H225V128H226V130H225V132L227 131L228 132V129H229V132L227 133L226 132V134H229L231 137H229V135H228V137H229V139H228V137H227V141H229V142H226V136H223L222 137V133H224V130L222 129ZM241 127L240 128H238L237 129V131L239 132V131H242L240 134V136H242V135H245L244 133H246V128H244V127H246V126H243L242 127V129H241ZM12 128V129H11ZM60 128V129H59ZM79 128V129H78ZM95 128H98V129H101V131L99 130L98 132H96V129ZM112 128V127H111ZM138 128H140V129H138ZM143 128V131L145 132H143V131H140L139 132V130H141ZM163 129L164 128V130H162V133L159 131V130H161V129ZM171 128V129H170ZM179 128V129H178ZM228 128V129H227ZM234 128V127H233ZM233 128H231V129H233ZM236 128H237V126H236ZM53 129V130H52ZM89 129H90V131H89ZM92 129V130H91ZM97 129V130H98ZM103 129H104V131H103ZM124 129V130H123ZM144 129H146V131L144 130ZM207 129V130H206ZM220 130V132H219V130ZM245 129V131L243 132V130ZM14 130V131H13ZM37 130V131H36ZM42 130V132L44 133H41V135L39 134H37V132L38 131H41ZM66 130V131H65ZM70 132H69V131ZM167 130V131H168ZM214 130H216V132L214 131ZM221 130H223L222 132H221ZM5 131V132H4ZM21 131V132H20ZM36 131V132H35ZM82 131H84V132H82ZM118 131V132H117ZM121 131H123L124 132V134H123V132H121ZM152 131L154 132V133H152ZM165 133H164V132ZM205 131H206V133H205ZM214 131V132H213ZM12 134H11V133ZM97 134H96V133ZM115 132H113V133H115ZM126 132V133H127ZM133 132V133H134ZM135 132V133H136ZM144 133V134H140V133ZM158 132H159V134H158ZM51 133V132H50ZM83 133H84V135H83ZM85 133H86V136L88 135L89 137H88V140H87V137L85 136ZM88 133V134H87ZM100 134V136H99V134ZM156 133V134H155ZM177 135H176V134ZM215 133H217L216 135H218V137H216L215 136ZM36 134L38 135L37 137H36ZM105 134H107V135H105ZM146 134V135H145ZM151 134H152V136H151ZM211 134V135H210ZM213 134H214V137H211V136H213ZM225 134V135H226ZM42 135H44L45 137L43 138L42 137ZM138 135V136H137ZM150 135V136H149ZM164 135V136H163ZM170 135H172V136H170ZM205 135V136H204ZM208 135V136H207ZM233 135H234V133H233ZM47 136V137H48ZM55 136V137H54ZM86 137L85 139H84V137ZM98 136V137H97ZM124 136V137H125ZM170 136V137H169ZM204 136V137H203ZM221 136V137H220ZM18 137V138H17ZM42 137V138H41ZM83 137V138H82ZM102 137H107V138H102ZM109 137V138H108ZM139 137V138H138ZM141 137V138H140ZM169 137V138H168ZM189 137V138H188ZM201 137H203L204 139H205V141L204 142H206V140H207V137H211L210 139H208V141L209 140H211L212 142H214V143H210L211 141H209L208 142V144H207V142L205 143V145L204 146H206L207 148H209V153L210 152H213V154L214 155H216V156H214L212 153L211 154H207V157H208V155H209V157H210V159H211V156L213 155L214 157H212V159H213V162H212V159L210 160V163H211V165H210V163H208V161H207V159L209 160V157L207 158V159H205L206 161H204V162H206V163H202V166L200 167V169L199 170H201L202 168L203 169H205V170H207L206 172L205 171H198V172H200V174L198 173V172H195V173H193L192 171V173H191V176H190V173L188 172L185 176L186 177H184V176H180V175H183V171H181V169H179L178 168V166L175 168L176 170H177V168H178V170H180L181 171V174L179 173V171H176L175 170V172H176V174H175V172L174 171H172L171 173L170 172H168V174L170 173V175H168V178L169 179H167V176L166 177H162L161 175H163V176H165L164 174H159V176L158 175H155L156 177H160L161 176V180H159V178L157 179V180H155V181H157V182H161L162 181V179H163V181H162V183H158V186H154V185H156V183H154L155 181H153V182H150V180H151V171H147L150 175H148V176H150V177H145V175H143V174H145L144 172H145V168H146V162H145V160L146 159H148L147 157H146V159L144 160V162H141V160H140V158H138V157H140L139 155H141L142 153L141 152H143L144 151V149L146 150V149H148V148H156V147H158L155 151H157V150H161L163 147H162V145H163V143L162 142H167L168 141V143L167 144H165L166 146H164V148H166L165 150H164V148H163V150H164V152H163V150H162V153L161 154H163V153H166V157L163 159L162 157H160V154H157L156 152H154V155L153 154H151L152 155V159H154V160H152L151 159V161H153V162H151V163H154V164H152V165H155V163L157 162V164H158V161L159 162H161L162 160L164 161V162H168V161H170L171 160V164H174L175 162H174V159L176 160V162H178L180 159L178 158V157H180V156H177V152H178V150H179V148L181 147V145H183V147L181 148V150H183L184 151V154L185 155H187L186 156V158L189 156L188 154H190L188 151H191V150H193V147H191V145L192 144H194V142H196L197 143V141H198V143H200V145L201 144H203L204 142H203V140H201ZM216 137V138H215ZM245 136H242V138L243 139H245L244 138ZM247 137V136H246ZM249 137V136H248ZM256 137H259V135L258 136H256ZM17 138V139H16ZM40 138H41V140H40ZM46 138V139H45ZM54 138V139H53ZM66 138L69 140V141H67V142H65V140H66ZM103 139V141L104 140H106V141H108V139H109V142L107 143L106 141H104V143H105V146H106V143H107V148L105 147L104 149L103 148H101L102 147V144L103 143H101L102 141L100 140V139ZM117 138H119V137H117ZM168 138V139H167ZM215 138V139H214ZM220 138V139H219ZM224 138H225V140H224ZM49 139V140H48ZM84 139V140H83ZM117 141H116V140ZM138 139V140H137ZM154 139V140H153ZM170 139V140H169ZM217 139H219V140H217ZM232 139V140H231ZM16 140V141H15ZM55 140V141H54ZM59 140V141H58ZM120 140V141H119ZM164 140V141H163ZM173 140V142H171ZM217 141L218 143H217V145L215 144L216 142L215 141ZM223 140H224V142H225V144H224V142H223ZM45 141V142H44ZM49 141V142H48ZM63 141H64V145H65V143H66V146H63L62 144H63ZM79 142V143H75V144H71L70 145V143L69 142ZM101 141V142H100ZM116 141V142H115ZM141 141V142H140ZM145 141V142H144ZM149 141V142H148ZM152 141V142H151ZM193 141V142H192ZM220 141V142H219ZM233 141V142H232ZM7 142V143H6ZM52 142H56V143H53L52 144ZM116 144H115V143ZM129 142H130V144H129ZM153 142H154V144H153ZM164 142V143H165ZM230 142H232V143H230ZM43 143V144H42ZM50 143V144H49ZM60 143V144H59ZM68 143H69V145L70 146H67L68 145ZM90 143L91 144V146L90 145H88V144ZM122 143H124V144H122ZM161 143V144H160ZM185 143V144H184ZM196 143H195V145H196ZM198 143H197V145H198ZM212 145V147H210L211 145ZM13 144V145H12ZM47 144H49V145H47ZM54 144H55V146H54ZM82 146V151H84V153L78 148V147H80L81 148V146ZM87 144V145H86ZM100 144V149L101 150H99L101 153H99L98 154V152H97V150H95V148L94 147H96V146H98ZM123 146V148H122V146ZM142 144V145H141ZM147 144H148V146H147ZM213 144H214V146H213ZM219 144V145H218ZM223 144V145H222ZM7 145H11V148L9 147V146H7ZM77 145H79L77 148H76V146ZM138 145H140V146H138ZM58 146V147H57ZM61 146V147H60ZM62 146H63V148H62ZM75 146V147H74ZM88 146V147H87ZM121 146V147H120ZM152 146V147H151ZM159 146L161 147V149H159ZM194 146V145H193ZM216 146H218V147H216ZM14 147V148H13ZM50 147H52V148H50ZM61 149H60V148ZM85 147V148H84ZM89 147H91L90 148V150H87L86 148H89ZM112 147V148H111ZM131 147V148H130ZM167 147H169V148H167ZM205 147V148H206ZM217 150V152L215 151L214 152V148ZM234 147H236V148H234ZM74 148V149H73ZM98 148V147H97ZM128 150H127V149ZM184 148V149H183ZM212 148L214 149L213 151H210V150H212ZM229 148V149H228ZM13 149V151H11L12 152V154L10 155V153L11 152H8V151H10V150H12ZM53 149V150H52ZM76 149V151H74ZM84 149H86L87 151H85ZM91 149L93 150L92 151V153H91ZM105 149H107V150H105ZM124 151H123V150ZM170 149V150H169ZM172 149V150H171ZM186 149H189V150H186ZM220 149V150H219ZM237 151H236V150ZM4 150V151H3ZM15 150V151H14ZM77 150H80L79 152L77 151ZM105 150V151H104ZM168 150V151H167ZM218 150H219V152H218ZM17 151V152H16ZM90 151V152H89ZM96 151V152H95ZM108 151V152H107ZM126 151V152H125ZM167 151V152H166ZM4 152V153H3ZM8 152V156L6 157V153ZM16 152V153H15ZM52 152L50 153V154H52ZM83 154H82V153ZM85 152H86V154H85ZM96 153V159H95V153ZM103 152V153H102ZM125 152V153H124ZM138 152H140V154L137 156V154H138ZM77 153H80V156H79V158H80V160H78V161H76L77 159H78V155H77ZM87 153H89V154H87ZM91 153V154H90ZM127 153V154H126ZM156 153V154H155ZM168 153V154H167ZM248 153V154H247ZM100 155L101 156V158H100V156H98V155ZM104 156H103V155ZM183 154V155H184ZM77 155V156H76ZM83 155V156H82ZM86 155V156H85ZM87 155H88V157H87ZM90 155V156H89ZM92 155H94V156H92ZM143 155V154H142ZM156 156V157H155ZM169 156V157H168ZM175 156H176V158H175ZM84 157V158H83ZM89 157H90V159H89ZM92 157V158H91ZM101 159V160H98L99 158ZM154 157V158H153ZM2 158V159H1ZM70 158H72L73 160H71ZM82 158V159H81ZM103 158H104V160H103ZM144 158V157H143ZM162 158V159H161ZM170 158V159H169ZM180 158H182L183 159V157L181 156ZM75 159V160H74ZM168 159V160H167ZM179 159V160H178ZM242 159V160H241ZM254 159V160H253ZM73 162L72 164H73V166H72V164H70V166L72 167H70L68 164L69 163H71V161ZM84 160V161H83ZM161 160V161H160ZM178 160V161H177ZM250 160H252L251 161V163H253L254 161H256L257 159L255 158V157H251V159ZM70 161V162H69ZM94 161H96V163L98 164H96ZM97 161H99V162H97ZM106 161V162H105ZM143 161V160H142ZM156 161V162H155ZM239 161V162H238ZM240 161H241V163H240ZM103 162H105V163H103ZM172 162H174V163H172ZM262 162H263V164H262ZM94 163V164H93ZM101 163V164H100ZM170 163V162H169ZM179 163V162H178ZM213 163V164H212ZM223 163H225V164H227L228 163V168H230L229 170H231L230 172H228L229 170H228V168L226 169L225 168V166H224V164ZM240 163V164H239ZM77 164V165H76ZM79 164V165H78ZM96 164V165H95ZM104 164H106V166H107V168H104V167H106ZM145 164V165H144ZM161 164V163H160ZM160 164H159V166H160ZM104 165V166H103ZM204 165V166H203ZM206 165V166H205ZM1 166V165H0ZM59 166V167H58ZM65 166H67L66 168H65ZM75 166V167H74ZM92 166V167H91ZM94 166H97V167H94ZM207 166L209 167L210 166V168H207ZM227 166V165H226ZM240 166H244L243 168H241ZM58 167V168H57ZM98 167H100V168H98ZM145 167V168H144ZM152 167H156V166H152ZM241 168V170L239 169V168ZM258 167H260V168H258ZM64 170H62V169ZM88 168V169H87ZM102 168H103V170L105 169H107L108 170V172L107 171H105L104 170V172H102L103 170H102ZM173 168V167H172ZM239 170H238V169ZM258 168V169H257ZM174 169V168H173ZM202 169V170H203ZM224 170V169H226V170H228V171H226V170H224V171H221V170ZM236 169L238 170V172L236 171ZM260 169H261V171H260ZM109 170H110V172H109ZM256 170H257V172H256ZM70 171V172H69ZM87 171V172H86ZM91 172V173H90ZM174 172V173H173ZM183 172V173H182ZM204 174H203V173ZM225 174H224V173ZM235 172V173H234ZM238 174H237V173ZM259 172V173H258ZM105 173V174H104ZM109 173V174H108ZM153 173V172H152ZM199 175H198V174ZM221 173H223V174H221ZM228 173V174H227ZM230 173V174H229ZM97 174H99V175H97ZM154 174V173H153ZM195 174V175H194ZM203 174V175H202ZM227 174V175H226ZM48 175V176H49ZM54 175V176H53ZM57 175V176H56ZM84 175V176H83ZM167 175V174H166ZM238 175V176H237ZM251 175V176H250ZM6 177V181L5 180H3V178L2 177ZM95 176V177H94ZM154 176V175H153ZM152 177V179L154 178V179H156V177ZM172 178H171V177ZM179 176H180V178H179ZM190 176V177H189ZM224 176V177H223ZM242 176V177H241ZM263 176V177H262ZM85 177V178H84ZM145 177V178H144ZM185 178V180L186 179H188V180H183L184 178ZM189 177V178H188ZM191 177H192V180H191ZM217 177H218V179H217ZM222 177V179L220 180V178ZM239 177V178H238ZM150 178V179H149ZM255 178V179H254ZM54 179V180H53ZM78 179H80L81 181H79ZM82 179H84V180H82ZM146 180V182H145V180ZM153 179V180H154ZM166 179H167V181H166ZM244 179V180H243ZM247 179V180H246ZM149 180V181H148ZM215 180V181H214ZM255 180H257L258 182H259V186H258V184H256V185H254L256 182H254ZM264 180V179H263ZM79 181V182H78ZM83 181V182H82ZM213 181H214V183H213ZM219 181H220V184H219ZM245 181V183L246 184H244L243 182ZM80 182H81V184H80ZM86 182V183H85ZM101 182H103V184L104 185H102L101 184ZM164 182V183H163ZM240 182H242L243 184L241 185L240 184ZM248 182H251L250 183V187H248L249 185H247V184H249ZM252 182H253V185H252ZM257 182V183H258ZM70 183V184H69ZM74 183V184H73ZM168 183V184H167ZM217 184V186L219 185V187H217V188H215V190L212 188V185L213 184ZM7 184V185H6ZM146 184H153L152 186H154L153 188H152V186H151V188L149 189V191H147L145 188H146V186H148V185H146ZM160 184V185H159ZM162 184V185H161ZM222 184V185H221ZM238 184V187L241 185L242 187H244L243 188V191H239V190H242V187L240 186L239 187V189H237V190H234V186H236ZM240 184V185H239ZM5 185V186H4ZM82 185V186H81ZM85 185H84V187H85ZM141 185H145L144 186V190H143V188H142V186ZM165 185V186H164ZM169 185V186H168ZM244 185V186H243ZM8 186V187H7ZM79 186V187H78ZM168 186V187H167ZM246 186H247V189H246ZM253 186H258L257 188L259 189V190H253V188L254 189H256V187H253ZM10 187V188H9ZM88 187H89V189H88ZM101 187V188H100ZM108 187V188H107ZM160 187H162V188H160ZM222 188V190L219 192L217 189L218 188ZM237 187V186H236ZM235 187V188H236ZM251 187H252V189H251ZM5 188V189H4ZM8 188H9V190H8ZM13 188V189H12ZM61 188V189H60ZM63 188H65V189H63ZM166 188V189H165ZM220 188V189H221ZM241 188V189H240ZM2 189H4L3 191H4V193H7V190H8V192L9 193H7L6 194V197L5 198H3V199H1V191H2ZM83 189H82V191H83ZM103 189V188H102ZM105 189H107V190H105ZM253 190V192H256V193H258V192H260V189L263 191V193H262V191H261V193H259V194H261V195H259V194H256L255 196L252 194V193H250L251 192V190ZM86 190V191H85ZM212 190L214 191V192H212ZM217 190V191H216ZM62 191V192H61ZM145 191H146V193H145ZM154 191V192H153ZM204 191V192H203ZM207 191V192H206ZM209 191V192H208ZM218 193H216V192ZM234 191H236L237 193H238V195L236 194V192L234 193ZM239 191V192H238ZM250 191V192H249ZM150 192V193H149ZM91 193V194H90ZM99 193H100V190H99ZM101 193H102V191H101ZM100 193V194H101ZM106 193V194H105ZM216 193V194H215ZM246 193H247V195H246ZM249 193V194H248ZM86 194V195H85ZM124 194V195H123ZM154 194V195H153ZM235 194H236V196H240V198L241 197H243V199H246V201H244V202H241V200H240V198L238 199V198H236V197H234L235 196ZM251 194H252V196H251ZM10 195V196H9ZM121 195V196H120ZM218 195V196H217ZM243 195V196H242ZM8 196V197H7ZM95 196H100V197H97L96 199H95ZM102 196V197H101ZM153 196V197H152ZM173 196V197H172ZM203 196L205 197V198H203ZM231 197V199H232V201H231V199L229 198L228 199V197ZM225 197H227V198H225ZM175 200L174 202H173V199ZM238 199V200H240L239 201V203H240V205H239V203L237 202L238 200H236V202H235V200L233 201V199ZM88 199V200H87ZM190 200L189 202H187L188 200ZM209 199V200H208ZM242 199V198H241ZM242 199V200H243ZM168 200V201H167ZM169 200H172L171 202H173L174 204H178L177 206L175 205L174 206V204L172 203V207H171V202L169 201ZM202 202H201V201ZM207 200V201H206ZM225 200H229L230 201V203H229V205H227L226 204V201ZM204 201V202H203ZM210 201H212V202H210ZM222 203H221V202ZM229 201H227V203L229 202ZM248 201V202H247ZM177 202V203H176ZM208 202H210L212 205V207L211 206H209L207 203ZM223 202H224V204H226V205H223V206H221L220 204H223ZM232 202H235L234 204L232 203ZM249 203V204H247V203ZM147 205H146V204ZM183 203V204H182ZM190 203H191V205H190ZM213 203H214V205H213ZM232 203V204H231ZM244 203V204H243ZM142 204V205H141ZM148 204H150L152 207H153V209L154 210H152L150 207H148V206H150V205H148ZM162 204H164V205H162ZM187 206H186V205ZM235 204H237V207H235L236 205ZM257 204V205H256ZM261 205V206H258V205ZM154 205V206H153ZM160 205H162V206H160ZM166 205H170V206H168L167 208H166ZM183 205H185V206H183ZM239 205V206H238ZM175 207V209H173L174 207ZM233 206V207H232ZM244 206V207H243ZM122 207V208H121ZM129 207H131V210L129 211L128 210V208ZM132 207H133V209H135V211L136 212H134V211H132L133 209H132ZM150 208V209H145V208ZM164 207V208H163ZM176 207H178V208H176ZM187 207V208H186ZM189 207V208H188ZM191 207V208H190ZM199 207V208H198ZM228 209H227V208ZM234 207H235V209H239L238 210V212H237V210H235L234 209ZM248 209H247V208ZM169 208V209H168ZM172 208V209H171ZM202 208V209H201ZM223 208V209H222ZM224 208H226V209H224ZM230 208V209H229ZM245 208V209H244ZM81 209V210H80ZM160 210V209H168V210H170V211H172L173 212V210H174V213H171V212H169V211H167V213H168V215H169V213H171L170 215L172 216H167L166 218L165 217H163V216H161L159 213H163L164 211H161V212H157L156 210ZM201 209V210H200ZM221 209V210H220ZM261 210V211H258V210ZM125 212H123V211ZM149 210H151V211H149ZM196 210V211H195ZM198 210H199V212H198ZM202 210H204V211H202ZM208 210V211H207ZM253 210H255V211H253ZM80 211V212H79ZM154 212L153 214L151 213H149V212ZM207 211V212H206ZM246 211V212H245ZM256 211H257V214H256ZM196 212V213H195ZM206 212V213H205ZM209 212V213H208ZM218 212H221V214H223V215H221V216H218L217 217V214H218ZM247 213L248 214V212H249V214H250V216H249V214H248V216L249 217H247V216H245L244 217V214L243 213ZM71 213H72V209H71ZM138 215H137V214ZM156 213V214H155ZM196 215L197 213V217L196 216H194V214ZM239 213V214H238ZM262 213V214H261ZM126 214V215H125ZM128 214H129V216H130V218H128ZM157 214H159L158 215V217H160L158 220H155V217H156V219H157ZM164 214H166V211H165V213H163V215ZM176 214V215H175ZM185 216H184V215ZM201 214H203L202 216H201ZM209 214V215H208ZM247 214H245V215H247ZM92 215V216H91ZM131 215H134L133 217H135L136 218V220H135V218L133 219V217L131 216ZM152 215H153V217H152ZM156 215V216H155ZM167 215V214H166ZM165 215V216H166ZM186 215H187V217H189L188 219H187V217H186ZM205 215H207V217L205 216ZM238 215V216H237ZM243 215V216H242ZM91 216V217H90ZM122 216H124V217H122ZM126 216V217H125ZM141 216V217H140ZM174 216V217H173ZM182 216V217H181ZM184 216V217H183ZM192 216H194V217H192ZM210 218H209V217ZM254 217L253 219L251 218V217ZM256 216H257V218H256ZM91 219H90V218ZM190 217H192V220H190L191 218ZM239 217V218H238ZM125 218H128L127 220L125 219ZM140 218H142V220L140 219ZM151 218V219H150ZM154 218V219H153ZM196 218V219H195ZM201 218V219H200ZM222 218V219H221ZM119 219V220H118ZM126 220V221H123V220ZM137 219H140L139 220V222H138V220ZM161 219V220H160ZM171 219V220H170ZM184 219V220H183ZM207 219V220H206ZM212 221H211V220ZM246 219H248V222H250L249 224H251V225H249L248 223H247V220ZM250 219V220H249ZM131 220H134V222L133 223H131L132 221ZM153 220H155L156 222H159V224L157 223V225H159V226H157L156 225V223L155 222H153ZM166 220V221H165ZM188 220H190V222L188 221ZM200 220L202 221L201 223H199L200 222ZM203 220H205V221H203ZM252 220H254V221H252ZM121 221H122V223H121ZM131 221V222H130ZM136 221V222H135ZM199 221V222H198ZM210 221H211V223H210ZM240 221V222H239ZM246 221V222H245ZM256 221V222H255ZM126 222V223H125ZM129 222V223H128ZM139 224H138V223ZM144 222V223H143ZM182 222H183V224H182ZM188 222L190 223V224H188ZM193 222V223H192ZM198 222V223H197ZM209 222V223H208ZM242 222H245L244 224L242 223ZM53 223H54V218L53 217H46L45 218V222H44V224H45V229L43 230V232H42V235H43V237H45V235H47V231L49 230V228L51 227V225H53ZM89 223V224H88ZM123 223H125V225L128 223V225H130L129 226V229H130V231L129 230H127V232H129V234H127L126 232H124V234H121V235H123L122 237H119V236H117L118 234H114L115 233V231H116V229L118 230V227H120V225L121 224H123ZM131 223V224H130ZM141 223V224H140ZM154 223V225H156L157 227H159V228H157V227H154V225L152 226V224ZM171 223V224H170ZM173 223H175V224H173ZM184 223H185V225H184ZM253 223V224H252ZM162 224V225H161ZM177 224V225H176ZM178 224L180 225L179 227H178ZM187 224V225H186ZM200 224V225H199ZM205 225V227L203 226V225ZM246 224H248V225H246ZM255 224H257V225H255ZM19 225V226H18ZM16 227H19V228H16L17 230L16 231H14L15 230V228H13V226H12V230L14 231V234L16 233L17 234V239L20 241L21 240V237L22 236H20L21 234H20V232H21V226H20V224H18ZM85 225V226H84ZM87 225V226H86ZM125 225L123 224L122 226L123 227H125ZM164 225V226H163ZM195 225H197V227L199 228V230H198V228L195 226ZM242 225V226H241ZM244 225V226H243ZM102 226V227H101ZM121 226V227H122ZM161 226V227H160ZM177 226V227H176ZM185 226V228H183ZM200 226V227H199ZM203 226V227H202ZM232 226V227H231ZM250 228H249V227ZM254 226H257L256 228H257V230L255 229H253V227ZM85 229H84V228ZM152 227V228H151ZM168 227V228H167ZM170 227V228H169ZM181 227H182V229H181ZM208 227V228H207ZM242 227H243V229H242ZM252 227V228H251ZM259 227L261 228V229H259ZM263 227V228H262ZM154 228V229H153ZM157 228V229H156ZM176 228V229H175ZM191 228V229H190ZM194 228H195V230L196 231H194ZM201 228V229H200ZM255 228V227H254ZM102 229H104V231H106L107 233V235L108 236H103L102 235V232L101 231H103ZM125 229H127V226H126V228H124V229H122V231H124ZM158 229H160V230H158ZM167 229V230H166ZM170 229H172L173 231L171 232V234H169L168 236H166L167 237V239H166V237L165 236H160V234L159 233H157L158 231H168V233H169V230ZM185 229H187V230H185ZM193 229V230H192ZM227 229V230H226ZM263 229V230H262ZM119 230H120V228H119ZM118 230V231H119ZM153 230H155V231H153ZM157 230V231H156ZM191 230V231H190ZM199 232H201L200 234L198 233V235L197 234H193V233H197L198 231ZM203 230V231H202ZM240 230H241V232H240ZM248 230V231H247ZM252 230V231H251ZM260 230V231H259ZM84 231V232H83ZM86 231V232H85ZM90 231V232H89ZM118 231H116V233H119ZM121 231V232H122ZM177 231V232H176ZM179 231V232H178ZM242 231L244 232V234L242 233ZM247 231V232H246ZM251 231V233H248V232H250ZM254 231V232H253ZM259 232V236H257V235H255V234H257L258 232ZM90 234H89V233ZM97 233V235H96V233ZM113 232V233H112ZM154 232H155V234H154ZM190 232V233H189ZM191 232H192V234H191ZM228 232V233H227ZM253 232V233H252ZM255 232H257V233H255ZM113 235H112V234ZM125 233L127 234V236L129 237V235L130 234H133V235H136L135 237L132 235V237H134V239L131 237L129 240L130 241H128L127 240V236H125ZM136 233V234H135ZM185 234L184 235V237H187V238H189L190 237V235H192V238L190 239L189 238V241H187L188 239L187 238H185V241H183V243H182V246H181V248H180V246H179V244H178V241L176 242L174 239L177 237V239L179 238L178 236H180V234H181V236L183 237V234ZM190 235H189V234ZM226 233V234H225ZM255 233V234H254ZM261 233H262V236H261ZM96 236H95V235ZM173 234V235H172ZM189 236H188V235ZM86 235H88V236H86ZM93 235H94V237H93ZM99 235V236H98ZM115 235V236H114ZM175 235V236H174ZM178 235V236H177ZM194 235H196V236H194ZM225 235H227V237L228 238H231V240L229 239L228 240V238L225 236ZM229 235H230V237H229ZM85 236V237H84ZM101 236V237H100ZM116 236L118 237V238H116ZM125 236V237H124ZM131 236V235H130ZM140 236V237H139ZM170 236H172V237H170ZM181 236H180V238H181ZM236 237V239H235V237ZM97 237V238H96ZM104 237H107V238H104ZM124 237V238H123ZM127 237V238H126ZM161 237H164V238H161ZM183 237V238H184ZM196 238V237H203L202 239H204V241L201 239V241H199L200 239L198 238V240H192V239H194V238ZM226 237V238H225ZM237 237H239L238 239L239 240H237ZM81 238H83V239H81ZM104 238V239H103ZM119 238H122V239H120V240H122L124 243L125 242H129V247L126 245V244H124L122 241H120L119 240ZM139 238V239H138ZM143 238V239H142ZM222 238V239H221ZM223 238H225V239H223ZM247 238L249 239V240H247ZM125 239V240H124ZM137 239H138V246H137ZM187 239V240H186ZM197 239V238H196ZM235 240V241H233V240ZM252 239V240H251ZM83 240V241H82ZM117 240H118V242H117ZM134 241V240H136V242H132V241ZM140 240V241H139ZM143 240V241H142ZM162 240H163V242H162ZM152 241V242H151ZM164 241H166V242H168L169 244L173 241H175L174 242V244L173 245H176L175 243H177L178 244V246L176 245L175 247L173 246V250L175 251L176 249H174V248H180L179 250L181 251H175V252H177V254H180V255H177L175 252H173L172 253V255H171V250L172 249H170L171 247H170V245L168 244V243H166L167 244V246H166V248L165 247H163L165 244H164ZM171 241V242H170ZM191 241H193L191 244L189 243V242H191ZM197 241V242H196ZM199 241V242H198ZM225 241H227V244L225 243ZM94 242H96V241H94ZM104 242V243H103ZM122 242V244H120ZM131 242V243H130ZM141 242V243H140ZM153 242H155V244L157 245V246H155V244H153ZM160 242H162L163 244H161ZM187 243V245L186 246H188L189 245V247L188 248H186L185 249V247H184V244H186ZM206 242V243H205ZM225 244H224V243ZM231 242H233V243H231ZM235 242H237V245L236 244H234ZM243 242V243H244ZM135 243V244H134ZM145 243V244H144ZM148 243H151V244H148ZM158 243H159V245L160 246H158ZM198 243V244H197ZM205 243V244H204ZM0 257L2 258V256H3V258H4V260L2 259V261H3V263L2 264H10V263H12L13 261H15V260H17L16 259V257L15 256H17V251H15L14 249H13V251H11L12 249H10V247L9 248H7L8 247V244L7 245H5V243H4V241H2V243H1V241H0ZM132 244V245H131ZM134 244V245H133ZM192 244H193V246H192ZM222 244H224L223 246H222ZM84 245V244H83ZM120 245H121V247H120ZM136 245V246H135ZM141 245H142V247H141ZM191 245V246H190ZM194 245H196V246H194ZM203 245V246H202ZM226 245V246H225ZM97 246V247H98ZM123 246H125V247H123ZM127 246V247H126ZM142 248V250H141V248ZM172 246V245H171ZM234 246H237V247H234ZM63 246H61V248H60V245H57V247L54 245V248H52V249H50L48 246H44L41 250H42V252L40 251V253L43 255V257H42V255H41V257L43 258H41L42 260V263H43V261L45 260V262H46V260H47V263L46 264H69L70 262L71 263H73V264H76L77 262H78V264H81V263H83L84 261H81L82 260V253H81V255H80V258H81V260H79V256H78V254H77V256H74V257H72V255L70 256H68V251L65 249V247H63ZM91 248H94V247H96V246H90ZM123 247V248H122ZM137 247V248H136ZM145 247V248H144ZM152 247V248H151ZM156 247V248H155ZM160 247H162V249L160 248ZM182 247H184V248H182ZM191 247V248H190ZM202 247V248H201ZM34 248V249H33ZM82 248V247H81ZM86 248H88L89 249V247H86ZM133 248V249H132ZM138 248H140V250L138 249ZM158 248V249H157ZM161 250H160V249ZM164 248H165V250H164ZM205 248V249H204ZM257 248V247H256ZM32 250L31 251H33L32 253L34 254V257H37L38 255H39V253H38V251L36 250V245H34V246H32V248H31ZM54 249V251H52ZM62 249H64L63 251H62ZM94 249H96V248H94ZM122 249V250H121ZM126 249V250H125ZM135 249V250H134ZM166 249H169V250H167L166 251ZM185 249V250H184ZM239 251L238 252V256L240 257V258H237L238 256L236 255L237 253V251ZM56 250V251H55ZM103 250V251H102ZM124 250V251H123ZM141 251V252H139V251ZM157 250H160L161 251V254H160V252H158ZM183 250V251H182ZM19 251V250H18ZM37 251V252H36ZM67 251V252H66ZM88 251H90V250H88ZM102 251V252H101ZM122 253H121V252ZM166 252V254H167V256L166 255H163V253L162 252ZM169 251H170V254H169ZM200 251V252H199ZM235 251V252H234ZM51 253V255H50V253ZM54 252H55V254H57V255H55L54 254ZM82 252H83V250H82ZM117 252H119V253H117ZM165 252H164V254H165ZM168 252V253H167ZM199 252V253H198ZM211 252V253H210ZM213 252V253H212ZM16 253V254H15ZM86 255H87V250H86ZM85 253H83L84 255H85ZM201 253V254H200ZM236 253V254H235ZM54 254V255H53ZM65 254H67V255H65ZM118 254V255H117ZM170 256H169V255ZM176 255V256H174V258H172V256L173 255ZM213 254H215V255H213ZM161 255L164 257V258H162L161 257ZM44 256L46 257V259H44ZM54 258H53V257ZM179 256V257H178ZM197 256V257H196ZM235 256V257H234ZM12 257V258H11ZM40 257V255L38 256V258ZM58 257V258H57ZM64 257V258H63ZM68 257V258H67ZM72 257V258H71ZM77 257H78V259H77ZM99 257V258H98ZM130 257H132V258H130ZM176 257V258H175ZM198 257H200V259L202 258H204L203 260L201 259L200 261H199V258ZM212 257H213V259H212ZM237 258L236 260H238V261H234V259L233 258ZM152 258V259H151ZM157 258H159L158 260H157ZM160 258H161V261H160ZM211 258V259H210ZM225 260H224V259ZM243 258V259H242ZM245 258V259H244ZM77 259V260H76ZM133 261H132V260ZM174 259V260H173ZM216 259V260H215ZM218 259V260H217ZM233 259V260H232ZM240 259V260H239ZM36 260H37V258H36ZM74 260V261H73ZM76 260V261H75ZM102 260V259H101ZM131 262H130V261ZM244 260V261H243ZM10 261V262H9ZM73 261V262H72ZM80 261H81V263H80ZM153 261V262H152ZM157 261H159V262H157ZM207 261V262H206ZM215 261V262H214ZM224 261V262H223ZM227 261V262H226ZM241 261V262H240ZM45 262H44V264H45ZM86 262V264H88V261L86 260L85 261ZM84 262V263H85ZM90 262H89V264H90ZM133 262V263H134ZM155 262V263H154ZM204 262V261H203ZM213 262V263H212ZM246 262H254L253 264H255V261H252L251 259H248V257H247V259H246V261H245V263L244 264H250V263H246ZM70 263V264H71ZM100 263V262H99ZM134 263V264H135ZM251 263V264H252ZM197 264V263H196Z\"/></svg>","mask_w":264,"mask_h":264}]
</instances>
